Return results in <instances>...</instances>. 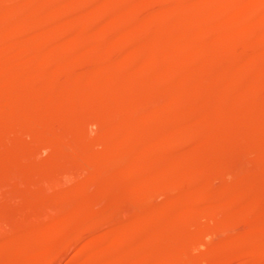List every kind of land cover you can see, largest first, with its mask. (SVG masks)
I'll return each instance as SVG.
<instances>
[{"label": "rangeland", "instance_id": "obj_1", "mask_svg": "<svg viewBox=\"0 0 264 264\" xmlns=\"http://www.w3.org/2000/svg\"><path fill=\"white\" fill-rule=\"evenodd\" d=\"M10 1H12V3H13L14 1L19 2L20 0H14V1L13 0H1L0 6L3 7V10H2V7H0V10H2V12L0 11V13H2L0 15L4 16V14L7 13V10L9 9L8 7L11 5ZM53 1H55V0H53ZM53 1H52V3H53ZM66 1H72V0H66ZM104 1L105 0H101V1L100 0H98V1L94 0L92 3V0H91V3H89V0H87L86 3L83 4V6L86 7V9H84L83 6H81L83 8V9H81L82 11H80V9H79V11L77 13V21L76 20H73V21L69 20L67 17L65 18L64 16H66V15L64 14L62 17H64L65 19L62 20V18H60L59 25L57 26L58 28L55 27V28L49 30L50 32L48 31V36H46L47 32H45V33L41 32L40 34H38L37 33L38 31L35 28H30L23 35H18L20 37L19 38L17 37L14 40V42L17 43V45H20L21 43H22L21 45H23L24 43H26V44H29L32 46L33 43L35 44L37 42L36 44L40 45V43H41L42 44L41 46H44L43 48L46 51V54L45 53L41 54L40 58H37L38 57V54H37L36 58L34 57V59H32L33 63H35L34 60L36 61L38 59V61L36 64L32 63L33 64L32 67L30 66V68H28L29 69V70H27V72L29 71L28 74L26 73V69H25V65H26L25 61L26 60L23 59V58H25L23 53L27 52L25 54L26 57L28 55L27 58L31 59V58H33V57L29 56V55H31V53H32V55H36V52L34 50L29 49L28 51H30V53L28 51H25V52L21 51V53H20V51L14 50L13 52H9L7 54L8 55L7 57L6 56L5 57L3 56V58H2V56L0 57L1 58L0 59V73L1 74H4L7 72V70L12 69L13 73H19L21 76L20 77L21 81H20V84H18L19 86L17 88L12 89V87H8V86L0 84V93H1V95L3 94L2 95L3 99H2V101H0V108L4 107L7 109H10V115L8 118H4V119L0 118V253H2L3 251L5 252V253L0 254V264L5 263V262L3 263L4 258H5L7 263L10 262L8 264H14V263L15 264H22V263L23 264H81V262H82V264H85V263L89 264L88 261L90 262V259L85 258L87 261L85 260L86 262H84V260H83L84 256H82V255L86 254L85 250H87V252H88L87 254H90L91 252L89 250L92 248L94 249V252L92 251V254H91L92 258L91 259L94 261L93 258L96 256H97L96 258H98V256H99L98 260H95L97 262V264H122V263H124V264H128V263L129 264L130 263L131 264H148V263L149 264H155L157 258L153 257V256L156 255L155 249H156L157 243L155 244V249H154V244H152L151 248L148 247V249L146 250L147 255H146V253L142 254L143 260H141V262H140V259H142V258L135 251V249H138L140 246L143 245L142 243L146 238H148L150 235H152V232H155L153 229H155V230H160V229L164 230L165 229V231L168 229L166 232H168V233L171 232L172 237H174L176 234L178 235V236L176 235L174 238H171L169 240L170 242L168 241L169 238H165L166 241L163 240L162 242H161L162 239H159L160 241L156 240L158 242L157 248H160L159 250L162 253L161 254L159 252L160 256H162V259H163L162 260L160 257L162 264H166L168 262V259L170 260L169 256L172 253L175 257L177 256V258H176L177 261L179 260V262H176L175 264H260V263L264 264L263 263L264 262V260H263L264 259V159H263L264 153L262 154V152H264L263 151V149H264V147H263L264 146V140H263L264 135L262 134L264 132V131H262V130H264V125H263V123L261 124V122H263L264 118H262V117H264V115L260 114L261 111L259 109V107H261V109H262L261 105L264 106V103H262V102H264V88H263L264 87V80H263L264 78L262 79L263 81H261L258 86L255 85L254 84L255 82H254L253 84H251L250 87H248V89L246 87L245 90L241 89L242 91L241 90L240 91L230 90L231 92L230 91L229 92L223 91L221 93H219L220 91L218 89L219 82L221 83V81L217 80V79H219V77L216 78L218 76L217 74H219L223 68H227V70L230 68L228 70V74H229V71L231 70L230 75L233 76V78H234L235 75H237V73H238L237 71L242 70V68H243L242 66L246 67V63L251 61V59L253 61V58H254V62L253 63L250 62L251 63L250 65H252V66L251 67L249 65L248 66L250 68H252V70H254V69H256V70L254 72L253 71L251 72V69H249V74L252 73L251 75H257V76L264 77V74H263V72H264V70H263L264 69V64H263L264 63V59H263L264 58V48L263 47H264V45L261 44L264 42V38H263L264 37L263 36L264 35V27H262V26H264V9H263L264 8L263 7L264 6V0H246V1L245 0H232V1L227 0L226 3H225V1H224V3L223 2L221 3V0H218V2H216V0H214L215 4L218 3V6H216V8H215V5L213 4L214 1H210V0H184L185 2L183 0H175V1L174 0H169V1H167V0L166 1L165 0H162V1L161 0H144V1L143 0H125V1H123V0H110V1H107L106 0L105 4H104ZM170 1H171V3H170ZM234 1H236V2H234ZM117 2L121 3L118 5V8H120L121 5H122V7L119 9L120 13H117L118 15L113 20L112 17L114 16V13H113V16L111 14H112L113 9H114L113 6ZM87 3H88V5L89 4L90 5L89 6L86 5ZM174 3H177V4H174ZM207 3H209V4H207ZM210 3L213 4L211 6V9L208 7L206 8V6H209ZM230 3H232L233 5H230ZM235 3L236 4L238 3V4L236 5ZM239 4H240V6H239ZM106 5L107 6L109 5L108 6L109 8ZM143 5L147 6L148 12L145 9L146 7H144ZM235 5H236V7H235ZM257 5H259V6H257ZM93 6H96V8ZM203 6H204V9L206 11L203 9ZM213 6H214V10L212 8ZM110 7H112V10L110 9ZM141 7L143 8V10ZM217 7L219 10L217 9ZM226 7H228L229 9ZM99 8H100V12H102V14L104 15V16H102V14H101L102 17L99 16L100 15ZM260 8H262L263 11H261L262 9L260 10ZM53 9H54V5H52V6L50 5L49 14H51ZM230 9H232V10H230ZM254 9H255V11H254ZM257 9L259 11H261L262 13L261 12L259 13V11ZM65 10H64V13H66V12L68 13V8H65ZM91 11H92V13H91ZM216 11H218V12H216ZM181 12H182V15L185 12V14H184L185 18H184V16L179 17V16H181V15H179V14H181ZM241 12H243V13H241ZM250 12L251 13L256 12L255 13V15L257 14L256 18L254 16V13L250 14ZM37 13L38 12H36V14L34 16L37 17L36 20L39 19V21L37 20V22L39 23L41 21V19L43 20L44 14L42 12H40L42 14L39 13V15H38ZM97 14H99V15L97 16ZM142 14L144 16H142ZM146 14H148V15H146ZM42 15H43V18H41ZM160 15H161V17H163L164 20L166 18V20L163 21V22H165L164 24L161 21L163 19L160 18ZM215 15L217 17L220 16L219 21H218L217 17L216 18L213 17ZM248 15L251 16L252 18L254 17V19L250 18L253 20V21L250 20L252 22H250L248 20V18H249V17H247ZM2 16H0V18H3ZM105 16H107V17H105ZM120 16H121V18H119ZM172 16H174V17L172 18ZM243 16H245V17H243ZM137 17H139V18H137ZM101 18H102V20H101ZM149 18H151V19H149ZM152 18H154V19H152ZM157 18H160V19H157ZM199 18H201V19H199ZM213 18H214V21H213ZM245 18H247V20L249 21V24H246V23H248V21L247 20L245 21L244 20ZM34 20H35V18H34ZM97 20L98 21L100 20V22H97ZM150 20H152L151 21L152 23L148 22ZM209 20H211V21H209ZM242 20L244 21V23ZM113 22L115 24L116 23H118V24L112 25ZM96 23H97V25L95 27L94 24H96ZM206 23L208 26L206 25ZM209 23H211V25ZM212 23H214L215 28L217 27L216 28L217 30L219 29V32L221 31V29L223 30V28H225L226 26L227 27L229 26V28H231L232 30H235L234 32L232 31V34H231V31H229L230 33L227 34V36H231V37H229L231 39V42H230L229 38H225V40L227 39V42L223 41L221 44H218L219 46H217V44H215V42H213L214 40L211 41V40H209V38L203 37V36H200V38H199L198 34L200 32L202 33V30H204L203 33L207 32L208 30H206V29H209L213 25ZM225 23H226V26H224ZM187 24H188V26L186 27L185 25H187ZM240 24H242V25H240ZM2 25L4 27L3 26L1 27V25H0V32H1L0 36H1V38L7 40V37L10 38L9 37L10 32L13 33L14 31H11L12 25H10L11 28L9 27V24L3 23ZM90 25H91V27H89ZM160 25L161 26L164 25V27H166V30L168 32H170V36H169L170 39H168V35H169L168 32L166 34L167 38L166 37L162 38V40L164 39L165 42L164 41L162 42L161 39L159 42V39H158L159 35H156L160 31V30H158V29H160ZM181 25H182V27L184 26L183 27L185 29L184 31H187L186 28L191 26L190 27L191 30L189 32H186V33H188L187 34L188 37H187V35H184L186 33H184V31L182 30V27H180ZM232 25H234V26H232ZM176 26L178 28L180 27L181 30L180 29L179 30L181 32H179V30L176 28ZM196 26H197V28H196ZM152 27H153V29H152ZM202 27H203V29H202ZM207 27H209V28H207ZM234 27H237L239 29H234ZM1 28L3 30H1ZM72 28H73V30H72ZM248 28H249V30H248ZM255 28H260V30L255 29ZM8 29H10L9 30L10 32L8 31ZM149 29H150V31H149ZM115 30L116 31L118 30L119 32L118 31L116 32ZM247 30H248V32L250 31L251 33H248ZM198 31H200V32H198ZM63 32H64L65 36H61V35H63ZM68 32H69V34H68ZM110 32H113V33H110ZM243 32H245V33H243ZM6 33H7V35H6ZM128 33H130V34H128ZM141 33H142V35L144 34L143 35L144 38H142ZM176 33H178V34H176ZM107 34H108V36H107ZM145 34H147L149 37L152 35L150 41H148L149 39L147 36L146 37L148 40H145V41L143 40V39H146ZM190 34H191V36L189 37ZM128 35H130V37ZM179 35H180V38L178 37ZM2 36H4V37H2ZM41 36L43 37V40H42V38H40ZM110 36H112V37H110ZM181 36L187 37L185 39L183 38L185 41H183ZM196 36H197V38H196ZM205 36H206V34H205ZM234 36L237 37L236 38L237 40L235 39ZM244 36L246 37V39ZM52 37H53V39L51 40ZM104 37H106V38H104ZM134 37H135V39H134ZM152 37H155L156 40H154V38H153V40L155 41V43L157 42V44L159 42V44L161 45L160 47H156L157 44L155 45V43L152 40ZM193 37H195V38H193ZM238 37H240V38H238ZM34 38H36V39H34ZM178 38L181 39L182 41L178 40ZM233 38H234V40H232ZM157 39H158V41H157ZM195 39H196L197 43L199 42L198 45H201V43L203 41V44L206 47V50H205V48L203 50L204 52L200 51V50L197 51L196 48H193V47L192 48L195 49L196 51L191 49V47L189 48V45L191 46L192 43H196V42H194ZM101 40H103V41H101ZM191 40L192 41L194 40V41L192 42ZM199 40H201V43ZM246 40L248 41V43L245 42ZM53 41H55V42H53ZM146 41H147V44H146ZM12 42H13V40L11 41V43ZM91 42H95V43H91ZM152 42H153V44H152ZM229 42H230V44H229ZM232 42L234 43V45ZM258 42L262 46H260V44ZM111 43H115L118 47L119 52H120L119 53L118 50H117L118 53L116 52L117 53L116 56H119V59L116 62V65L117 64L120 65V66L117 65L118 68H116V65H113L108 60L106 62L104 61L106 58H108V56H110V54L112 52L111 51L112 48L110 46ZM149 44H150V46H149ZM159 44H158V46H159ZM163 44H164V46H163ZM203 44L201 45L202 47L204 46ZM125 45H128V46H125ZM152 45H155L154 48H152ZM186 45L188 46L189 49L187 48ZM255 45H257V46H255ZM48 46H49V48H48ZM76 46H78V47H76ZM89 46H91V47H89ZM92 46H94V47H92ZM120 47H122L124 49H121ZM155 47L158 49L156 50ZM184 47L187 48V51H185ZM208 48H210V49H208ZM259 48H261V49L258 51ZM99 49L101 50V52L99 51ZM179 49L181 52L184 50V52H182V54H179V52H178ZM50 50L53 52H51ZM129 50L131 52V55L134 53L133 54L134 58H133V56L132 57L130 56V58L131 59L133 58L135 63H136L135 64L134 62H132V64L134 66H131L130 68H129L130 65L127 64L126 61H125L126 63H124V61L122 62V60L120 58L121 54H123V55L127 54V52ZM208 51L211 52V54H209ZM212 51L214 54H212ZM195 52H197V53H195ZM86 53H89V55L90 54L94 55V59L92 60L94 64L92 63L91 60H88L86 58V57H88V55ZM135 53L137 55L139 53V56H136ZM191 53H193V54H191ZM243 53L244 54L246 53V55H244ZM82 54H86V55L84 56ZM107 54H108V56H107ZM143 54H145V56H147L149 54L150 55L153 54L155 61L158 58L159 59L157 61L160 60L159 63L156 64L157 66L155 65L156 67L155 66L154 67L157 68L160 65L163 67L162 68L158 67L157 68V70H159L158 72L153 67L155 69V70H153L154 72L151 70L152 73H150L151 72L150 71V72H148L149 75L144 76L145 73H143L144 69L142 68L144 66V62H141V61H142V59L146 61L145 58H147V57L153 58V55L152 56L149 55V56L144 58ZM60 56L62 59H60ZM165 56L168 58L166 59ZM235 56H237V57H235ZM52 57H54V58H52ZM56 57H58V58H56ZM83 57H85V60L83 59ZM174 57H176V59ZM27 58H25V59H27ZM236 58H239L238 60L240 62V64H239L240 66L238 65V60H236ZM40 59H42V60H40ZM58 59H59V61H58ZM171 59H172V61H170ZM230 60H233L232 61L233 63L230 62ZM52 61H55L56 64H55V62H52ZM90 61H91V63H90ZM130 61L131 60H129L128 62H130ZM166 61H167V63H165ZM180 61H182V63ZM57 62H58V64H57ZM69 62H71V63H69ZM163 62H164V64H162ZM210 62L213 64L210 65ZM224 62L225 63L227 62L226 63L227 65L224 64ZM45 63H46V65L48 64L49 68L45 65ZM49 64H51V65H49ZM165 64H167V65H165ZM223 64L226 67H224ZM235 64L237 66H235ZM255 64H256V66H254ZM22 65H23V68H22ZM42 65L45 68H43ZM91 65H92V67H91ZM124 65L126 66V68L124 67ZM188 65H189V67L191 65L192 66L190 68H188ZM206 65L210 66L211 69L209 68V70H211L212 73L208 74V72H211V71L208 70L209 66L207 67ZM260 65H261V67H263V69L260 67ZM194 66H198L195 68L197 70L195 72L196 74L193 73V71H192V70L195 71V69L193 68ZM181 67L183 68V70ZM199 67H201V68H199ZM206 67H207L208 72L206 70ZM46 68H48V69H46ZM114 68L118 69L119 71L114 70V73L112 74ZM128 68H129V70H128ZM159 68L162 69L161 70L162 72L160 71ZM172 68L174 71L172 70ZM191 68H192V70H191ZM239 68H241V69H239ZM22 69H24V71ZM41 69L43 70L42 71L43 73L41 72ZM66 69H67V71H66ZM68 69H69V74L67 73ZM72 69H74V70H72ZM121 69H126V70L121 71ZM168 69L170 71H168ZM185 69H186L187 73H186ZM258 69L259 70L262 69V70L259 71ZM49 70H50V72H49ZM127 70H128V73H127ZM178 70H179V72H178ZM227 70H226V72H227ZM233 70H234V73L232 72ZM244 70H245V68H244ZM73 71L75 73H72ZM189 71L191 72V74ZM118 72H119V74H118ZM177 72L179 75L176 74ZM180 72H184V73L183 74L181 73L182 75H180ZM198 72L199 73L201 72V73L198 74ZM235 72H237V73H235ZM244 72H246V70ZM25 73H26V75H25ZM36 73L38 75H36ZM71 73L73 75H71ZM167 73L169 74V76ZM202 73L204 75L208 74L209 77L202 75ZM42 74L45 76H47V74H48L49 77L48 76L42 77L43 76ZM117 74L120 76H118ZM174 74H176V75H174ZM210 74L212 77H210ZM245 74L247 75V73H245ZM27 75L31 76L30 81L25 80V79H27ZM54 75L57 77V79ZM114 75H116V77ZM130 75L132 77H130ZM136 75H137V78H139V76H141L142 79H140V78L137 79ZM170 75L172 77H174V76H178V77H175L172 79V77H170ZM190 75H194V77H197L196 75H198L199 79L196 78L197 82H195V80H194L195 78H193ZM200 75H202V77L204 76L206 79L200 78ZM181 76H183L184 78ZM225 76H226V74H225ZM225 76H224V80L226 79V82H227V80L230 81V79H228V77L227 76L225 77ZM247 76L249 78V75H247ZM127 77L129 80L127 79ZM159 77H161V78H159ZM251 77H254V76H251ZM40 78H42L41 79L42 82H41ZM44 78H46V79H44ZM83 78H84V80H81ZM112 78H114V79H112ZM125 78H126V80H124ZM135 78L137 80H135ZM186 78L189 80H187ZM32 79H34V80H32ZM54 79L56 81H54ZM90 79L92 81H90ZM120 79H122V82ZM190 79H192L195 83L193 81H191ZM202 79L205 81V83ZM220 79H221V77H220ZM249 79H251V78H249ZM45 80H48L49 82L45 81ZM111 80H113V81H111ZM163 80H165V81L163 82ZM166 80H167V83H166ZM172 80L174 83L172 82ZM184 80L185 81L187 80L189 83L186 81L188 84H185ZM25 81L30 82V84L32 83L31 84L32 86L28 82L26 83ZM51 81L54 82V84ZM150 81H151V83H150ZM160 81H162V82H160ZM182 81H184V85L180 84ZM216 81H219V82H216ZM91 82H92V84H91ZM148 82H149V84H148ZM152 82H153V85H152ZM202 82L204 84H202ZM208 82H210V83L212 82V84L210 85V83H208ZM162 83H163V87H162ZM165 83H166V86H165ZM199 83H200V85H199ZM223 83L225 84V82H223ZM115 84H116V86H115ZM136 84H137V86L135 88L134 85H136ZM143 84L145 86H148V87L151 86V87H149V88L148 87H146V88L142 87ZM168 84L170 86L175 85V89L169 91V89H171V88L168 89V86H169ZM189 84H190V86H189ZM201 84H202V86H204V88L201 86ZM260 84H262V85H260ZM25 85H29L28 87L26 86L28 88V90L24 89ZM35 85H36V87H35ZM176 85H178V86H176ZM179 85L184 86V88L182 86L179 88ZM213 85H214V87H213ZM55 86H56V88H55ZM74 86H75V88H74ZM185 86H186V88H185ZM199 86H200V88H203L204 91L207 90L206 93H208L209 90H212V91H210L207 94L208 95L207 96V95H205L206 93L204 91L203 92L205 94H202L203 93V92H201L202 89L199 90V88H198ZM29 87H30V89H29ZM38 87L41 89H39ZM44 87H45V89H43ZM138 87H139V89L137 90ZM190 87H194V89H192ZM37 88L39 90H37ZM51 88H53L54 92L52 91L50 93V91L52 90ZM106 88L108 90H106ZM142 88L144 90H142ZM159 88H161V89H159ZM189 88L192 90H190ZM255 88L256 89L258 88V89L255 90ZM17 89L19 91H17ZM22 89H24V92H22L23 91ZM104 89H105V91H104ZM154 89H155V91H154ZM183 89H186V90H184V92H183ZM187 89H189V90L187 91ZM196 89H198L199 91ZM85 90H86V92H84ZM92 90L94 91L95 96H94V93ZM146 90H148L147 93H146ZM149 90L150 91L152 90V92L150 93ZM194 90H196V91H194ZM25 91L28 94H25ZM55 91H57V92H55ZM73 91H74V93H73ZM115 91H117V92H115ZM127 91H129V92H127ZM134 91H136V92H134ZM159 91L160 92L162 91V93H159ZM166 91H167L168 95L166 94ZM190 91H192V92L194 91L193 93L195 95L193 94L194 95L193 96ZM124 92H126V93H124ZM141 92H145L146 94L150 93V95L146 96L143 93L141 94ZM239 92L241 94H239ZM52 93H55V94H52ZM75 93H76V97L73 95ZM79 93H80V95H79ZM89 93L91 94L90 97H89V95H90ZM135 93L138 94V96H136ZM156 93H158V94H156ZM183 93H184V95H182ZM231 93H233V95ZM70 94H72V96ZM85 94H87V95H85ZM139 94H141L140 98H139V96H140ZM212 94H214V95H212ZM20 95H22L23 97L22 96L20 97ZM28 95H30V96H28ZM61 95H62V97H61ZM116 95H118V96H116ZM189 95H191V96H189ZM236 95H238V96H236ZM246 95H248L249 98L246 97ZM26 96H27V98H26ZM48 96L52 97L53 102L51 101L50 98H48ZM55 96H56V98H55ZM96 96H98V97H96ZM181 96H182V98H181ZM225 96H226V98L222 99V97L224 98ZM244 96L246 97L247 100H245ZM6 97H7V100H6ZM113 97H115V98L118 97V98H117V100L115 98L113 100ZM57 98H59V99H57ZM60 98H64V99H62L63 101H61ZM83 98L87 101H85ZM90 98H92V99H90ZM184 98H187L188 100L191 98V100H190L191 104L205 108L206 110L208 109V111H209V109H210V111H212L213 109H216V110L218 109L220 111L221 115L217 116L216 118L209 120V122L206 123L207 126H206V124L203 125L202 127L196 126V127H198V129L196 127H194V128H196L194 130H193V128H187V127L185 128L183 123L185 124L186 121H188V119L190 118L189 117L190 114L189 113H188L189 115L187 113L184 114V112H183V114H181V112L184 111V109H186V108L188 109L187 105H189L190 103L188 102V100H185ZM240 98H242L243 100ZM88 99H90V100H88ZM192 99L193 100L195 99L196 101L194 100L192 103ZM64 100H66V101H64ZM121 100H123V103H125V102L126 103L123 104L121 102ZM166 100H168V102ZM207 100H210V101L207 102ZM114 101H118L117 104H120V106L118 108H117V106H115L117 104ZM131 101H132V104L130 105L129 103H131ZM176 101H177V103H176ZM204 101H206L207 103L205 104ZM212 101L215 102L216 105ZM248 101H249L250 105H248V103H246ZM113 102L115 103L114 105H112ZM165 102L167 103L168 107L166 106ZM195 102H197L198 104H195ZM199 102L203 103L204 105L200 104ZM16 103H17V105L14 106ZM65 103H67V105ZM168 103H170V104H168ZM259 103H261V104H259ZM19 104H21V105H19ZM47 104H49V105H47ZM171 104H173V105L171 106ZM210 104L214 105L215 107L210 106ZM169 105H170V107H169ZM181 105H182V107H181ZM206 105H209V108ZM247 105H248V108H247ZM257 105H259V106H257ZM53 106L55 108H53ZM56 106H57V108H56ZM240 106H242V107H240ZM39 107H40V109H39ZM64 107H65V109H64ZM210 107H212V108H210ZM253 107H254V109H253ZM165 108H167L166 111H164ZM177 108L179 111L176 110ZM242 108L244 111L242 110ZM54 109L56 110L57 113H59V114L61 112L62 113L60 115L56 114ZM234 109H237V112H235ZM255 109L257 111L258 110L259 111L257 112ZM263 109H264V107H263ZM86 110H88V111H86ZM239 110H241V112ZM245 110L246 111L248 110L247 113L245 112ZM32 111H35L38 113L37 119L33 118L32 116H23L22 117L23 113H28V112L30 113ZM82 111H83V113H81ZM84 111L86 114L84 113ZM167 111H169L167 113V115H169L168 117H170V116L176 117V118H178V120H180V122L178 124L180 127L177 126L178 127L177 129H179V131L177 130V134H178V132H179V134H178L176 140H178V143H181V145H183V147H181V145H179L176 142V140L164 139L162 136H161L162 137L161 138L158 131L153 132V130H152L151 131L152 135H150V130L144 131L142 129V126L140 127L141 124H139V123L144 122L145 121L144 119H146V121L152 120V121L163 122V120L166 119L167 115L162 116V114H163V112L165 114ZM229 111H231V112H229ZM51 112H54V113H51ZM242 112H243V114H242ZM255 112H256V114L254 116ZM68 113H71L69 115H71V116L73 115V116L72 117L69 116ZM78 113H80V115ZM170 113H171V115H170ZM52 114L54 115V119H52V117H53ZM82 114H85V115H83L84 117H82ZM149 115L150 116L152 115L153 119H151L152 117H150ZM155 115L160 116V118L159 117L155 118ZM226 115L230 116V117L232 116L231 117L232 120L228 119V117ZM57 116H58V118H57ZM76 116H78L77 117L78 119L75 118V119H77L76 120L77 124L75 123L76 125L72 127L71 124L69 125V122L71 123V120H73V117H76ZM79 116H80V118H79ZM127 116H128V118H127ZM144 116H146V117H144ZM181 116L182 117L187 116V119H186V117L185 118L183 117V121H182ZM220 116H222V117H220ZM252 116H254V117H252ZM59 117H61V118H59ZM129 117L136 120L137 123H135V121L130 119ZM47 118H48V120H51V121H48ZM68 118H69V120H67ZM162 118H163V120H162ZM217 118H218V120L221 119L222 121L221 122L217 121ZM237 118H238L239 122L237 121ZM250 118H251V120H250ZM261 118H262V120L260 121L259 119H261ZM23 119H24V121H23ZM127 119L129 121H131V123L133 124V125L132 124L130 125V128H128V125H126L127 126L126 127L124 122H122V121H125ZM185 119H186V121H184ZM256 119L259 120V123ZM253 120L255 122L257 121V123L259 125L257 123L255 124V122ZM80 121H82V123ZM247 121L250 124L247 123ZM251 121L254 123H251ZM65 123H67V124H65ZM180 123H182V124H180ZM231 123H233V125ZM72 124H73V122H72ZM136 124H138V125L135 126ZM234 124H236V125H234ZM119 125H120V127H119ZM121 125H123L124 127L123 126L121 127ZM226 125H228L226 127L227 131L225 129ZM204 126L206 127L207 130L205 128H203ZM239 126H241V127H239ZM252 126H253V128L256 126V128L252 130ZM259 126H261V127H259ZM75 127H77V128H75ZM29 128L30 129L32 128L31 131L33 133H30L31 131H29ZM69 128L71 131L69 130ZM117 128H119V129H117ZM137 128H139V131ZM234 128L238 129V130L235 131ZM259 128H260L261 132L259 131ZM261 128H262V130H261ZM77 129H79V130H77ZM136 129H137L138 133L135 132ZM202 129H203V133L201 132ZM231 129H232V131L230 132ZM256 129H258V130L256 131ZM117 130L118 131H124L123 132L124 134L128 133V131L131 132V130H133V132L136 133V136H137V134H141V135H138L136 137L138 141L148 140L147 142L152 143L153 147L155 144V148L152 147V151H150V149H148V151H145L147 149H144V151H142V154H144L145 156L142 155L139 158L140 160L137 159V160H134L133 162H131L129 160V158L126 157V156H129V154L125 148L115 150V151H113V153L111 152L108 155H104L101 152L103 150L102 147H104V145H106L107 143H111L110 141H112L114 139V134H115L114 132H116ZM191 130L193 132L195 131L196 133L198 130V134H196L195 132L193 133ZM204 130L210 132L206 135V137H204L202 135L205 133ZM28 131L31 134L30 137H29L30 134L26 133ZM34 132H36V134ZM253 132H257V133H253ZM153 133H154V135H157V134L158 135L154 136ZM188 133H190L189 136H191V137H189L190 141H188L189 140L188 136H187ZM55 134L59 135V136H56ZM223 134L224 135L227 134L226 139L223 138ZM230 134L231 135L233 134V137ZM196 135H198V136H196ZM199 135L202 136L203 138L200 137ZM48 136H50V138H52V140H54L57 137L56 139H58L59 142L61 143V145H60L61 148L60 149L59 148H56V149L51 148V146H49L48 144H45V143L42 144L41 142H38L39 139L48 141V139H49ZM141 136H142V138L140 139ZM151 136L154 137V139H152ZM179 136H180V138H179ZM184 136H186V137H184ZM207 136H209V137H207ZM144 137H145V139L146 138L147 139L145 140ZM156 137H158L159 140L158 139L156 140ZM197 138L199 140L201 138L204 141L207 140L208 138H211L212 140L208 139L207 141H205V143L198 144L199 140ZM205 138H207V139H205ZM214 138H216V139H214ZM35 139H36L37 143H33L35 141H32V140H35ZM149 139H150V141H149ZM160 139H161V141H160ZM106 140L109 142H107ZM152 140H153V142H152ZM165 140H167L168 143L171 142L170 145ZM181 140H183L184 142L186 141V142L184 143ZM221 140L222 141L226 140V141H223L221 143ZM216 141H217V143H216ZM219 141H220V143H219ZM18 142H21V143L27 142V145H26V143H24V145H23V143L19 144ZM156 142L158 144H156ZM159 142H160V144H159ZM161 142L164 144H161ZM206 142H208L209 144ZM214 142L217 145L213 144ZM16 143H17V145H16ZM173 143L176 145H174ZM177 144L179 147H177ZM188 144H190V145H188ZM210 144H211V146H210ZM21 145H23V146H21ZM28 145L30 146V148L28 147ZM185 145L186 146L188 145V146L185 147ZM19 146H21L23 148H21V147L18 148ZM162 146H163V148H162ZM193 146H195V147H193ZM171 147L172 148L174 147L173 151H172ZM188 147H189V149H188ZM214 147L216 150H214ZM68 148L71 150H74V151L71 152V150H69ZM28 149H30V151H28ZM167 149L170 150V151H168L169 156H167L168 154L166 155ZM54 150H56V151H54ZM156 150L157 151L161 150L160 154L162 155L164 153L163 157L159 155L158 158L161 157L160 159L156 158V159L149 160L150 153L151 152L156 153ZM179 150H181V151H179ZM185 150H186V152H185ZM209 150L214 151V154L212 153L210 155L211 152ZM162 151H164V152H162ZM177 151H179V152L177 153ZM125 152H127V153H125ZM143 152H145V153H143ZM146 152H148L147 155H146ZM169 152L172 154V156ZM172 152H174V155ZM96 153H98L99 156ZM179 153H181L182 155ZM71 154L75 155V156H72ZM90 154H91V156H90ZM176 154H177V156H176ZM165 155L167 156V158L165 157ZM105 156L107 159L104 158ZM185 156H187V157H185ZM214 156H217V158ZM168 157L170 158V161H169ZM74 158H75V161H74ZM173 158H174V160H173ZM142 159H144V160H142ZM181 159H183V160H181ZM222 159H223V161H222ZM157 160H158V162H156ZM134 162H135V164H136V162L138 163V165L136 164V166H137L136 168H135ZM144 162H145V164H142ZM148 162H150V163H148ZM155 162L158 164L156 165ZM131 163H132V165H131ZM146 164L147 165L149 164L148 165L149 167L151 166L150 167L151 170H149V171H151V172L153 171L155 173L147 172L145 170L146 167L148 168V166ZM201 164H202V166H201ZM47 165H49V166H47ZM143 165H145V167H142ZM154 165H156L155 168L157 167L156 171L154 170L155 169ZM198 165L200 167H202V169L199 168ZM206 165H208V166L206 167ZM139 166H141V167H139ZM164 167H167V168L165 169ZM53 168L55 169V171L53 170ZM96 168H97V170H96ZM108 168H109V170H108ZM142 168H143V170H142ZM200 169L203 172V174L200 171ZM48 170H49V172H47ZM141 170L142 171L145 170V171L142 172ZM160 170H163V172ZM42 171L44 174L42 173ZM50 171H52V172H50ZM96 172H98V173H96ZM104 172H106V173L104 174ZM134 172L137 174L136 176L134 175L135 174ZM138 172H139V176H138ZM156 172H157L159 178L157 177ZM41 173H42V175H40ZM95 173H96L97 177L94 176ZM141 173L142 174L145 173L143 175H145L146 178H144ZM160 173H162V174H160ZM163 173H165V174L163 175ZM151 174H153V175H151ZM162 175H163V177H161ZM201 175L204 176L203 180H202L203 177ZM222 175L223 176L225 175L224 178ZM104 176H106V179ZM153 176L155 178H153ZM192 176L194 179L192 178ZM140 177H142L143 179ZM93 178H94V181L93 180L91 181V179H93ZM190 178H192V179L190 180ZM103 179H105V180H103ZM134 179L135 180L137 179L136 183H134L135 182ZM141 179L144 181H142ZM154 179L156 180V182ZM158 179H159V182H157ZM163 179H164V181H162ZM195 179L199 180V181L201 179V181L199 182V181H196ZM223 179H224V181H223ZM98 180H99V182H98ZM138 180H139V182H138ZM219 180L221 182H218ZM209 181H211L210 185H209ZM106 182L109 184L107 185ZM162 182H164V183H162ZM101 183H102V185H101ZM122 183H123V185H125L126 189L123 187ZM154 183L155 184L158 183V184L155 185ZM194 183H196V185H194ZM199 183H201V185L204 186V192L202 195L200 194V196L197 195V193H195L197 188H194L195 186L198 187ZM215 183H216V185H215ZM95 184H96V186L94 187ZM99 184L101 187L99 186ZM115 184L117 185V189H115L116 188ZM133 184H135V185H133ZM151 184L153 186V189H152ZM212 184H214L215 187H217V186L223 187V191L218 192L214 195L211 194L212 187H214ZM222 184H224V185H222ZM225 184H227V185H225ZM236 184H238V185H236ZM103 185H104V187H103ZM136 185H138V188L136 187ZM144 185H147V188L151 187L152 190L150 188H148V190H150V191H147L150 194H148L147 192H142L141 186H144ZM97 186H98L99 190H98V188H96ZM235 186L237 188H235ZM108 187H109V190L107 189ZM100 188H101V190H100ZM105 188H106V191H105ZM110 188L111 189L113 188V189L111 190ZM173 188H174V190H173ZM237 189H239V191ZM176 191H177V193L181 192L180 195L177 194ZM112 192H114L115 196ZM122 192H123V194H122ZM139 192H141L142 194H140ZM171 192H173L175 194H173ZM104 193H105L106 197L104 196ZM109 193H112V195L111 194L107 195ZM116 193L119 196L116 195ZM137 193H139V194H137ZM127 194H128V196H127ZM171 194H173V195L171 196ZM182 194H183V197H182ZM184 195H186V196H184ZM216 195H218V196H216ZM177 196H179V197H177ZM173 197L176 198V201H174L175 199H172ZM178 201L182 202V204L178 203ZM188 202H189V204H188ZM194 202H195V205H194ZM214 202L218 205L214 204ZM180 205L182 207H180ZM188 205L191 207H186ZM147 207H149V208L151 207L149 211L146 210V209H149ZM176 207L178 208L179 211H180V209L182 210V209L186 208L188 211L190 210L191 214L186 216V218L184 217L185 219H183V216H180V215L177 216V213L179 211L177 212ZM218 207H220V208H218ZM153 208L154 209L157 208V209H155V213L151 210ZM164 208H166V209H164ZM172 208H174V209H172ZM191 208H193V209L191 210ZM76 209L78 210V212ZM165 210H168L169 212H167V211L165 212ZM226 210H227V212H229V214L226 212ZM72 211L74 213H81L80 215L84 214V215H82L84 217H82L81 218L82 220H79V223L77 222L76 227H74L77 229L73 228V230H71V229L69 230L66 228L65 225L67 224V221H69V218L73 215ZM140 211H141V213H138ZM157 211H158V214H157ZM163 211H164V214L162 213ZM194 211H199V213L202 214V215L200 214L201 220L195 221V219H192L193 221L191 222L190 219L194 217V216H192L195 213ZM167 213H168V215H167ZM203 213H205V215ZM69 214H70V216H69ZM91 214H92V216H91ZM224 214H225V216H224ZM150 215H152V218H149ZM154 215H156V217H154ZM172 215H173V218L170 217ZM158 216H160V217H158ZM146 217L149 218V220H153V219L155 220V221L154 220L149 221V223H151V222H152V224L156 223L157 225L154 224V226L156 228L148 223V220L146 219ZM65 218L67 221L65 220ZM84 218H86V219H84ZM163 218H164V220H163ZM221 218H222V220H221ZM225 219H226V221H225ZM156 220L158 223L156 222ZM186 220H188V221H186ZM223 220L225 222H221ZM160 221H163V222H160ZM54 222H56V223H54ZM80 222H82V223H80ZM138 222L139 223L142 222L141 223L142 226ZM51 223H53V224H51ZM136 223H138V224H136ZM130 224H132V225L129 226ZM159 225H162V227L160 226V228H159L158 227ZM164 225H166V227ZM46 226H47V228H45ZM58 226H60L61 230L55 231L52 233V229H54L56 227L58 228ZM62 226H64V227H62ZM146 226H147V228H146ZM137 227H139V228L137 229ZM148 227H150V228H148ZM151 227L153 229H151ZM57 228H56V230H57ZM109 228H111V229H109ZM143 228H145V229H143ZM170 228H171V231H170ZM40 229L42 231L45 229H51V231L48 230L49 234L47 233V237H46V240L43 243V245L35 243V236L37 237L38 233L40 234V232H41ZM65 229H67V230H65ZM112 230L115 231V232L113 231L115 234L112 232ZM172 230H174V232L176 231L175 234H173L174 232ZM105 231H109V232H105ZM76 233L79 235H77ZM144 233L145 234L148 233L149 235L147 237V234H146V236L143 239ZM109 234L112 237V238L109 237L110 239L108 238ZM18 235H20V236L22 235L25 239L28 237L30 238V235H32L30 240H29V238L25 240L27 243L24 241L23 244L25 245V248H22L24 246L22 243L17 242L16 236H18ZM27 235H28V237H27ZM33 235H34V237H33ZM20 236H18V238ZM60 236H62L64 238H62ZM249 236H250V239H249ZM57 237L59 238L56 240L57 242L53 241V239L55 240V238H57ZM11 238H14V239H11ZM49 238H52V241H50ZM61 238L64 240H62ZM106 238H108L109 240H113V239L117 240L118 243L123 244V245H120V246H124V248L121 247L123 249H127L128 247L133 249L132 251H134V252H133V254L131 253V255H130L131 257L129 256L130 257L129 259L126 258L125 261H122V259L120 258L121 262L120 261L118 262L117 261L118 259L116 260V258H114V256L111 254V252H106L103 255H101V254L99 255V253H100V251L98 249L99 243H101V244H99L101 246L104 244V242H106L105 243L106 245L105 244L104 245H105V247L107 246L106 248H108L109 250H111V248L113 250V248H114L113 244L108 243L109 240ZM244 238H245L246 243H250V245L248 244V246H249L248 249L250 247L251 248L254 247V250L257 251V249H255V248L260 247V248H258V251H259V249H261V253L260 252H258V253L254 252L253 254H255V256L253 257L252 253L250 252V249L247 252L243 250V249L246 250V248H244V247H243V249H241L243 251H241L240 249H239L240 251L237 250L235 248V242L237 240L244 241L243 240ZM47 239L50 243H48ZM102 239H103V244H102V242H100ZM256 239L258 240L259 243L258 242L255 243ZM66 240H68V241H66ZM105 240H108V242ZM14 241H15V243H14ZM51 242L53 244H51ZM96 242H97V244H96ZM10 243H12V244H10ZM13 243L15 245H13ZM59 243H60V245H59ZM6 244L8 247L6 246ZM17 244H18V249H20L21 251L15 253V250H14L15 248H13V247L10 248V246H16ZM49 244H50V246L52 245L54 248L53 249L52 247H50L51 248L50 252L47 251L50 249L48 247H46ZM63 244H65V245H63ZM94 244H95V246H93ZM258 244H259V246H258ZM20 245H22V246L19 247ZM135 245H137L139 247H137ZM161 245L164 246V248L163 247L161 248ZM171 245L174 246L173 248L175 250L171 249ZM39 246H40V248L42 246L43 247L41 249H39ZM88 246H89V250L87 248ZM125 246H127V248H125ZM175 247H177V248H175ZM212 247H214V248H212ZM222 247H224V248H222ZM16 248H17V246H16ZM44 248H46V251ZM96 248L98 250H96ZM142 248H143V246H142ZM145 248H147V247H145ZM152 248H153V250H152ZM217 248H219V249H217ZM169 250H172V252H170ZM9 251H11V252H9ZM82 251L83 252L85 251V252L83 253ZM212 251H214V252H212ZM8 252L10 255L8 254ZM143 252H145V251H143ZM151 252H153V253H152V256L150 257V256H148V254L151 255ZM165 252L166 253L168 252V253L166 254L167 256L165 255V260H164L163 254ZM18 253H19V255H18ZM154 253H155V255H154ZM259 253H260V255H259ZM30 254H32V255H30ZM17 255L19 256V258ZM40 255H42L43 257ZM39 256L42 258L40 259ZM135 256L140 257V258L136 259L139 262L135 260ZM143 256H145V257H143ZM7 257H8V259H7ZM81 257H82V259H80ZM1 258H3V260ZM166 258H167V261H166ZM21 260H23V261L21 262ZM128 260H129V262H128ZM132 260H134V261H132ZM163 261H166V263L165 262L163 263ZM16 262H18V263H16ZM96 262H90V263L96 264Z\"/></svg>", "mask_w": 264, "mask_h": 264}, {"label": "bare ground", "instance_id": "obj_2", "mask_svg": "<svg viewBox=\"0 0 264 264\" xmlns=\"http://www.w3.org/2000/svg\"><path fill=\"white\" fill-rule=\"evenodd\" d=\"M1 1V0H0ZM14 1V0H13ZM39 1V2H38ZM52 1L53 0H20L19 2L17 1V2H13L12 3V1H10V3H11V5L8 7L9 9L7 10V13L6 14H4V16H2V15H0V16H2L3 18H0V25H1V27L3 26L2 24L3 23H5V24H9V27L11 28V26L10 25H12V29H11V31H14L13 33H11L9 30L10 29H8V31L10 32V38H8L7 37V40H5V39H3V38H1V36H0V57L2 56V58H3V56L5 57H7L8 55V53L9 52H13L14 50H18V51H20V53H21V51L22 52H25V51H28L29 49H32V50H34L35 52H36V55H32V53H31V55H29L30 57H33V58H27L28 57V55H27V57H26V53L27 52H25V53H23V55H24V57L25 58H27V59H25V58H23L24 60H26L25 62H26V65H25V69H26V73L28 74L29 73V71L27 72V70H29L28 68H30V66L32 67V65L33 64H36L37 63V61H38V59L35 61L34 60V62L35 63H33V60L32 59H34V57L36 58V56H37V54H38V57L37 58H40V56H41V54H43V53H45L46 54V51H45V49L43 48L44 46H41L42 44L40 43V45L39 44H32V46L31 45H29V44H26V43H24L23 45H17V43H15L14 42V40L18 37H20V36H18V35H23L24 33H26L27 31H28V29H30V28H35L37 31V33L38 34H40L41 32L42 33H45V32H47V35L46 36H48V31L49 30H51V29H53V28H55V27H57L58 25H59V22H60V18H62V20L63 19H65L66 17L69 19V20H76L77 21V13H78V11H79V9H80V11H82L81 9H86V7H84L83 6V4L84 3H86V1L87 0H72V1H66V0H55V1H53V3H52ZM93 1L94 0H92V3H93ZM98 1V0H97ZM101 1V0H100ZM107 1H110V0H107ZM123 1H125V0H123ZM144 1V0H143ZM142 1V2H143ZM162 1V0H161ZM166 1V0H165ZM167 1H169V0H167ZM175 1V0H174ZM184 1V0H183ZM210 1H214V0H210ZM224 1H225V3L227 2V0H221V3L223 2L224 3ZM230 1H232V0H230ZM246 1V0H245ZM105 2H106V0L104 1V4H105ZM132 2V1H131ZM135 2V1H134ZM164 2V1H163ZM185 2V1H184ZM188 2V1H187ZM216 2H218V0H216ZM220 2V1H219ZM234 2H236V1H234ZM89 3H91V0H89ZM99 3V2H98ZM102 3V2H101ZM124 3V2H123ZM122 3V4H123ZM159 3V2H158ZM168 3V2H167ZM170 3H171V1H170ZM173 3V2H172ZM212 3V2H211ZM210 3V5L209 6H206V8L208 7V8H210L211 9V6L214 4L215 5V8H216V6H218V3H216L215 4V1L213 2V4H211ZM220 3V4H221ZM242 3V2H241ZM108 4V3H107ZM119 4H121V3H116L114 6H113V12H112V16H113V13H114V16L112 17V19L114 20L115 19V17L118 15L117 13H120V8L122 7V5L120 6V8H118V5ZM132 4V3H131ZM145 4V3H144ZM174 4H177V3H174ZM185 4V3H184ZM207 4H209V3H207ZM236 4V3H235ZM238 4V3H237ZM236 4V5H237ZM50 5L52 6V5H54V9L52 10V12H51V14H49V7H50ZM86 5H88V3L86 4ZM90 5V4H89ZM88 5V6H89ZM102 5V4H101ZM126 5V4H125ZM124 5V6H125ZM147 5V4H146ZM144 6V7H146L145 9L147 10V6ZM188 5V4H187ZM206 5V4H205ZM230 5H233L232 3H230ZM236 5H235V7H236ZM6 6V5H5ZM81 6H83V8L81 7ZM87 6V7H88ZM103 6V5H102ZM107 6V5H106ZM109 6V5H108ZM107 6V7H108ZM112 6V5H111ZM128 6V5H127ZM222 6V5H221ZM239 6H240V4H239ZM250 6V5H249ZM257 6H259V5H257ZM0 7H2V6H0ZM93 7H95L96 8V6H93ZM99 7V6H98ZM220 7V6H219ZM234 7V6H233ZM234 7V8H235ZM261 7V6H260ZM264 7V6H263ZM65 8H68V13L66 12V13H64V10H65ZM109 8V7H108ZM125 8V7H124ZM133 8V7H132ZM142 8V7H141ZM150 8V7H149ZM213 8V10H214V6L212 7ZM226 8H228V7H226ZM233 8V9H234ZM110 9L112 10V7H110ZM130 9V8H129ZM203 9H204V6H203ZM217 9H218V7H217ZM216 9V10H217ZM229 9V8H228ZM262 8H260V10H261ZM264 9V8H263ZM263 9L261 10V11H263ZM2 10H3V7H2ZM2 10H0L1 12H2ZM105 10V9H104ZM103 10V11H104ZM142 10H143V8H142ZM205 10V9H204ZM209 10V9H208ZM219 10V9H218ZM230 10H232V9H230ZM258 10V9H257ZM66 11V10H65ZM96 11V10H95ZM199 11V10H198ZM206 11V10H205ZM254 11H255V9H254ZM259 11V10H258ZM261 11H259V13L261 12ZM36 12H38L37 14L39 15V13L40 12H42L43 14H44V18H43V15H42V17L41 18H43V20L41 19V23L39 22H37V20L39 21V19H37L36 20V18L37 17H35L34 15L36 14ZM105 12V11H104ZM145 12V11H144ZM147 12H148V10H147ZM177 12V11H176ZM186 12V11H185ZM185 12H184V14H185ZM216 12H218V11H216ZM230 12V11H229ZM42 13H40V14H42ZM83 13V12H82ZM91 13H92V11H91ZM99 13H100V15L99 14H97V16L99 15V16H101V14H102V12H100V8H99ZM236 13V12H235ZM241 13H243V12H241ZM248 13V12H247ZM252 13H254V12H252ZM251 12H250V14H252ZM256 13V12H255ZM255 13H254V16H255V18H256V16H257V14L255 15ZM258 13V12H257ZM258 13V14H259ZM262 13V12H261ZM0 14H2V13H0ZM66 15V16H64V17H62L63 15ZM105 14V13H104ZM144 14V13H143ZM142 14V16H144ZM184 14L182 15V12H181V14H179V15H181V16H179V17H182V16H184ZM206 14V13H205ZM214 14V13H213ZM49 15V16H48ZM93 15V14H92ZM146 15H148V14H146ZM176 15V14H175ZM188 15V14H187ZM199 15V14H198ZM224 15V14H223ZM239 15V14H238ZM246 15V14H245ZM89 16V15H88ZM102 16H104L103 14H102ZM101 16V17H102ZM124 16V15H123ZM242 16V15H241ZM105 17H107V16H105ZM104 17V18H105ZM111 17V16H110ZM109 17V18H110ZM174 16H172V18H173ZM191 17V16H190ZM201 17V16H200ZM207 17V16H206ZM214 18H216L217 16L215 15V16H213ZM222 17V16H221ZM230 17V16H229ZM243 17H245V16H243ZM247 17H249L248 18V20L250 21V20H252V19H254V17L252 18L251 16H247ZM34 18H35V20H34ZM96 18V17H95ZM100 18V17H99ZM119 18H121V16L119 17ZM137 18H139V17H137ZM160 18H162L163 19V17H161V15H160ZM160 18H157V19H160ZM184 18H185V16H184ZM197 18V17H196ZM195 18V19H196ZM214 18H213V21H214ZM224 18V17H223ZM250 18H252V19H250ZM81 19V18H80ZM128 19V18H127ZM149 19H151V18H149ZM152 19H154V18H152ZM194 19V18H193ZM199 19H201V18H199ZM217 19H218V21H219V19H220V16L219 17H217ZM101 20H102V18H101ZM118 20V19H117ZM165 20H166V18H165ZM164 19L163 20H161L162 21V23L164 24L165 22H163V21H165ZM177 20V19H176ZM186 20V19H185ZM207 20V19H206ZM224 20V19H223ZM245 21L247 20V18H245L244 19ZM247 20V21H248ZM3 21V22H2ZM75 21V22H76ZM95 21V20H94ZM116 21V20H115ZM119 21V20H118ZM135 21V20H134ZM152 20H150V21H148V22H151ZM156 21V20H155ZM154 21V22H155ZM160 21V20H159ZM170 21V20H169ZM172 21V20H171ZM187 21V20H186ZM209 21H211V20H209ZM217 21V20H216ZM217 21V22H218ZM243 21V20H242ZM249 21H248V23H246V24H249ZM253 21V20H252ZM252 21H250V22H252ZM74 22V23H75ZM80 22V21H79ZM96 22V21H95ZM94 22V23H95ZM97 22H100V20L98 21L97 20ZM112 22V21H111ZM176 22V21H175ZM206 22V21H205ZM235 22V21H234ZM258 22V21H257ZM152 23V22H151ZM216 23V22H215ZM237 23V22H236ZM243 23H244V21H243ZM113 24H115L114 22L112 23V25ZM116 24H118V23H116ZM115 24V25H116ZM124 24V23H123ZM128 24V23H127ZM167 24V23H166ZM210 25H211V23H209ZM213 25L209 28V27H207V28H209V29H206V30H208L207 32H204L203 33V31L204 30H202V33L200 32V31H198V32H200L198 35V37L200 38V36H203V37H207V38H209V40H214L213 42H215V44H217V46H219L218 44H221L223 41L224 42H227V39L225 40V38H229V37H231V36H227V34L228 33H230L229 31H231V34H232V31L234 32L235 30H232L231 28H229V26L227 27L226 26V23H225V25L224 26H226L225 28H223V30L221 29V31L219 32V29L217 30L216 28H215V26H214V23H212ZM224 24V23H223ZM233 24V23H232ZM239 24V23H238ZM251 24V23H250ZM259 24V23H258ZM96 25H97V23L96 24H94V26L96 27ZM171 25V24H170ZM180 25V24H179ZM178 25V26H179ZM183 25V24H182ZM182 25L180 26V27H182ZM192 25V24H191ZM206 25H207V23H206ZM222 25V24H221ZM235 25V24H234ZM234 25H232V26H234ZM237 25V24H236ZM240 25H242V24H240ZM239 25V26H240ZM93 26V27H94ZM186 27L188 26V24L187 25H185ZM208 26V25H207ZM238 26V27H239ZM260 26V25H259ZM4 27V26H3ZM7 27V26H6ZM5 27V28H6ZM89 27H91V25L89 26ZM123 27V26H122ZM127 27V26H126ZM138 27V26H137ZM180 27L178 28L177 26H176V28L179 30L180 29ZM184 27V26H183ZM182 27V30L184 31L185 29ZM191 27V26H190ZM190 27H188V28H186L187 29V31H184V33H186V32H189L190 30H191V28ZM242 27V26H241ZM258 27V26H257ZM261 27V26H260ZM262 27H264V26H262ZM4 28V29H5ZM58 28V27H57ZM56 28V29H57ZM69 28V27H68ZM74 28V27H73ZM73 28H72V30H73ZM196 28H197V26H196ZM199 28V27H198ZM228 28V29H227ZM152 29H153V27H152ZM155 29V28H154ZM157 29V28H156ZM193 29V28H192ZM195 29V28H194ZM202 29H203V27H202ZM230 29V30H229ZM234 29H239V28H237V27H234ZM243 29V28H242ZM255 29H258V30H260V28H255ZM1 30H3L2 28H1ZM7 30V29H6ZM158 30H160L159 32H158V34H156V35H159V42H160V39H161V41L163 42H165V40L163 39L162 40V38H164V37H166V34H167V30H166V27H164V25H160V29H158ZM181 30V29H180ZM179 30V32H181ZM246 30V29H245ZM248 30H249V28H248ZM248 30H247V32H248ZM263 30V29H262ZM261 30V31H262ZM40 31V32H39ZM116 31V30H115ZM118 31V30H117ZM116 31V32H117ZM137 31V30H136ZM149 31H150V29H149ZM177 31V30H176ZM244 31V30H243ZM253 31V30H252ZM35 32V33H36ZM50 32V31H49ZM53 32V31H52ZM67 32V31H66ZM119 32V31H118ZM178 32V33H179ZM195 32V31H194ZM1 33V32H0ZM4 33V32H3ZM15 33V34H14ZM54 33V32H53ZM110 33H113V32H110ZM109 33V34H110ZM169 33V35H168V39H170L169 38V36H170V32H168ZM178 33H176V34H178ZM243 33H245V32H243ZM242 33V34H243ZM248 33H251L250 31L248 32ZM262 33V32H261ZM12 34V35H11ZM60 34V33H59ZM68 34H69V32H68ZM128 34H130V33H128ZM139 34V33H138ZM188 33H186V34H184V35H187ZM203 34V35H202ZM205 34H206V36H205ZM230 34V35H231ZM5 35V34H4ZM6 35H7V33H6ZM42 35V34H41ZM45 35V34H44ZM50 35V34H49ZM52 35V34H51ZM103 35V34H102ZM111 35V34H110ZM141 35H142V33H141ZM144 35V34H143ZM142 35V38H144V36ZM175 35V34H174ZM197 35V34H196ZM238 35V34H237ZM246 35V34H245ZM249 35V34H248ZM263 35V34H262ZM14 38H13V37ZM16 36V37H15ZM61 36H65L64 35V32H63V35H61ZM105 36V35H104ZM107 36H108V34H107ZM106 36V37H107ZM114 36V35H113ZM125 36V35H124ZM129 37H130V35H128ZM148 37V39H147V37ZM152 36V35H151ZM151 36L149 37L147 34H145V37H146V39H143L144 41L145 40H148V41H150V39H151ZM191 36V34L189 35V37ZM227 36V37H226ZM233 36V35H232ZM240 36V35H239ZM242 36V35H241ZM264 36V35H263ZM2 37H4V36H2ZM101 37V36H100ZM106 37H104V38H106ZM110 37H112V36H110ZM109 37V38H110ZM179 38H180V35L178 36ZM187 37H188V35H187ZM186 36L184 37H182L181 36V38L183 39H185V38H187ZM235 37V36H234ZM245 37V36H244ZM12 38V39H11ZM22 38V37H21ZM20 38V39H21ZM40 38H42V40H43V37L41 36ZM39 38V39H40ZM48 38V37H47ZM46 38V39H47ZM55 38V37H54ZM58 38V37H57ZM56 38V39H57ZM60 38V37H59ZM128 38V37H127ZM132 38V37H131ZM153 38H154V40H156L155 39V37H152V40H153ZM167 38V37H166ZM165 38V39H166ZM178 38V40H180V41H182L181 39H179ZM193 38H195V37H193ZM192 38V39H193ZM196 38H197V36H196ZM198 38V39H199ZM237 37H235V39H236ZM238 38H240V37H238ZM264 38V37H263ZM34 39H36V38H34ZM53 39V37L51 38V40ZM62 39V38H61ZM71 39V38H70ZM97 39V38H96ZM95 39V40H96ZM134 39H135V37H134ZM158 39H157V41H158ZM167 39V40H168ZM183 39V41H185ZM245 39H246V37H245ZM13 40V42L11 43V41ZM99 40V39H98ZM105 40V39H104ZM107 40V39H106ZM113 40V39H112ZM153 40V42L155 43V41ZM177 40V41H178ZM229 40H230V42H231V39L229 38ZM228 40V41H229ZM232 40H234V38L232 39ZM237 40V39H236ZM235 40V41H236ZM239 40V39H238ZM37 41V40H36ZM60 41V40H59ZM79 41V40H78ZM92 41V40H91ZM101 41H103V40H101ZM192 41V40H191ZM194 41V40H193ZM192 41V42H193ZM200 41V43H201V40H199ZM234 41V42H235ZM243 41V40H242ZM260 41V40H259ZM28 42V41H27ZM44 42V41H43ZM51 42V41H50ZM53 42H55V41H53ZM74 42V41H73ZM86 42V41H85ZM129 42V41H128ZM153 42H152V44H153ZM159 42H158V44H159ZM194 42H196V39H195V41ZM230 42H229V44H230ZM246 43H248V41L246 40L245 41ZM261 42V41H260ZM15 43V44H14ZM47 43V42H46ZM45 43V44H46ZM68 43V42H67ZM89 43V42H88ZM91 43H95V42H91ZM90 43V44H91ZM99 43V42H98ZM177 43V42H176ZM199 43V42H198ZM198 43L196 42V43H192V45L190 46L189 45V48L191 47V49H193V48H196V50L197 51H203L204 50V48H205V50H206V47H205V45L203 44V41H202V43H201V45L203 44L204 46L202 47L201 45H198ZM233 43V42H232ZM237 43V42H236ZM253 43V42H252ZM259 43V42H258ZM49 44V43H48ZM119 44V43H118ZM125 44V43H124ZM128 44V43H127ZM131 44V43H130ZM146 44H147V41H146ZM157 44V42L155 43V45ZM158 44H157V46L156 47H160L161 45L159 44V46H158ZM162 44V43H161ZM206 44V43H205ZM240 44V43H239ZM244 44V43H243ZM254 44V43H253ZM260 44V43H259ZM261 44H263L264 45V42L263 43H261ZM260 44V46H262ZM51 45V44H50ZM55 45V44H54ZM79 45V44H78ZM83 45V44H82ZM89 45V44H88ZM94 45V44H93ZM105 45V44H104ZM155 45H152V48H154V46ZM233 45H234V43H233ZM251 45V44H250ZM81 46V45H80ZM98 46V45H97ZM111 48H112V52H111V54H110V56H108V54H107V56H108V58H106L104 61L106 62L107 60L109 61V62H111L113 65H116V62H117V60L119 59V56H116L117 55V53L119 52V50H118V47H117V45L115 44V43H111ZM123 46V45H122ZM125 46H128V45H125ZM148 46V45H147ZM149 46H150V44H149ZM163 46H164V44H163ZM187 46V45H186ZM255 46H257V45H255ZM52 47V46H51ZM76 47H78V46H76ZM82 47V46H81ZM89 47H91V46H89ZM92 47H94V46H92ZM130 47V46H129ZM155 47V49L157 50L158 48H156ZM180 47V46H179ZM182 47V46H181ZM193 47V48H192ZM252 47V46H251ZM48 48H49V46H48ZM47 48V49H48ZM100 48V47H99ZM121 49H124V48H122V47H120ZM126 48V47H125ZM187 48H188V46H187ZM187 48H185L184 47V49H185V51H187ZM188 48V49H189ZM255 48V47H254ZM264 48V47H263ZM262 48V49H263ZM55 49V48H54ZM62 49V48H61ZM75 49V48H74ZM78 49V48H77ZM120 49V50H121ZM127 49V48H126ZM208 49H210V48H208ZM214 49V48H213ZM212 49V50H213ZM261 48H259L258 49V51L260 50ZM117 50H118V52H117ZM134 50V49H133ZM170 50V49H169ZM193 50H195V49H193ZM195 50V51H196ZM248 50V49H247ZM246 50V51H247ZM51 51V50H50ZM59 51V50H58ZM72 51V50H71ZM79 51V50H78ZM86 51V50H85ZM84 51V52H85ZM99 51L101 52V50L99 49ZM166 51V50H165ZM211 51V50H210ZM29 53H30V51H28ZM51 52H53V51H51ZM73 52V51H72ZM80 52V51H79ZM96 52V51H95ZM110 52V51H109ZM117 52V53H116ZM126 52V51H125ZM134 52V51H133ZM161 52V51H160ZM164 52V51H163ZM179 54H182V52H184V50L181 52L180 51V49H179ZM204 52V51H203ZM62 53V52H61ZM65 53V52H64ZM92 53V52H91ZM120 53V52H119ZM137 53V52H136ZM135 53V54H136ZM190 53V52H189ZM195 53H197V52H195ZM206 53V52H205ZM208 53L209 54H211V52H209L208 51ZM261 53V52H260ZM5 54V55H4ZM12 54V53H11ZM40 54V55H39ZM66 54V53H65ZM69 54V53H68ZM79 54V53H78ZM87 55H88V57H86L88 60H93L94 59V55L92 54H90L89 55V53H86ZM86 54H82V55H86ZM134 54V53H133ZM133 54L131 55V52H130V50L127 52V54H121V56H120V58H121V60H122V62L124 61V63H126L127 62V64H129L130 66H129V68L131 67V66H134L133 64H132V62H134L135 63V61H134V56H133ZM184 54V53H183ZM191 54H193V53H191ZM199 54V53H198ZM202 54V53H201ZM212 54H214L213 53V51H212ZM244 54V53H243ZM263 54V53H262ZM52 55V54H51ZM73 55V54H72ZM80 55V54H79ZM144 56V58L145 57H147V56H149V55H147V56H145V54H143ZM153 55V54H152ZM152 55H150V56H152ZM174 55V54H173ZM200 55V54H199ZM244 55H246V53L244 54ZM130 56L132 57L133 56V58L131 59L130 58ZM136 56H139V53H138V55L136 54ZM159 56V55H158ZM249 56V55H248ZM118 57V58H117ZM142 57V56H141ZM140 57V58H141ZM157 57V56H156ZM166 57V56H165ZM235 57H237V56H235ZM239 57V56H238ZM244 57V56H243ZM247 57V56H246ZM263 57V56H262ZM42 58V57H41ZM52 58H54V57H52ZM56 58H58V57H56ZM55 58V59H56ZM68 58V57H67ZM78 58V57H77ZM137 58V57H136ZM153 58H154V55H153ZM152 57H147V58H145L146 59V61L145 60H143L142 59V61L141 62H144V66L141 68L142 70H143V73H145L144 74V76L145 75H149L148 74V72H150L151 70L153 71V70H157V68L158 67H163V66H158L157 68H155L157 65V63H159V61H155V58L153 59ZM168 57H166V59H167ZM175 59H176V57H174ZM173 58V59H174ZM240 58V57H239ZM239 58H236V60H238ZM257 58V57H256ZM1 59V58H0ZM29 59V60H28ZM60 59H62L61 58V56H60ZM80 59V58H79ZM83 59L85 60V57H83ZM86 59V60H87ZM244 59V58H243ZM251 59V58H250ZM264 59V58H263ZM5 60V59H4ZM8 60V59H7ZM6 60V61H7ZM40 60H42V59H40ZM47 60V59H46ZM45 60V61H46ZM49 60V59H48ZM54 60V59H53ZM129 60H131L130 62H128ZM178 60V59H177ZM257 60V59H256ZM21 61V60H20ZM44 61V62H45ZM56 61V60H55ZM55 61H52V62H55ZM58 61H59V59H58ZM83 61V60H82ZM91 61H90V63H91ZM126 61V62H125ZM168 61V60H167ZM167 61L165 62V63H167ZM170 61H172V59L170 60ZM176 61V60H175ZM233 60H230V62H232ZM24 62V63H25ZM43 62V63H44ZM47 62V61H46ZM68 62V61H67ZM155 62V63H154ZM181 63H182V61H180ZM212 62V61H211ZM210 62V65H212L213 63H211ZM235 62V61H234ZM250 62H254V58H253V61H252V59H251V61H249V62H247L246 63V67H244V66H242L243 68H242V70H238L237 72H235V73H237V75H235V77L233 78V76H231L230 75V73H231V70L229 71V74H228V70L230 69H228L227 70V68H223L221 71H220V73L219 74H217L218 76L216 77V78H218L219 77V79H217V80H219V81H221V83L219 82V81H216V82H219V86H218V89H219V93H221V92H223V91H226V92H229L230 90H232V91H240L241 89L242 90H245L246 89V87H247V89H248V87H250L251 86V84H253L254 82V84L255 85H259V83L261 82V81H263L264 79V77H261V76H257V75H251L252 73H250L249 74V69H251V72L253 71H255L256 69H254V70H252V68H250L252 65H250L251 63ZM30 63V64H29ZM33 63V64H32ZM69 63H71V62H69ZM78 63V62H77ZM92 63H93V61H92ZM96 63V62H95ZM208 63V62H207ZM227 63V62H226ZM225 62H224V64H226ZM233 63V62H232ZM236 63V62H235ZM249 63V64H248ZM260 63V62H259ZM42 64V63H41ZM55 64H56V62H55ZM57 64H58V62H57ZM67 64V63H66ZM94 64V63H93ZM132 64V65H131ZM136 64V63H135ZM142 64V63H141ZM162 64H164V62L162 63ZM197 64V63H196ZM209 64V63H208ZM223 64V65H224ZM231 64V63H230ZM240 64V62H239V60H238V65ZM264 64V63H263ZM262 64V65H263ZM28 65V66H27ZM45 65H46V63H45ZM49 65H51V64H49ZM83 65V64H82ZM97 65V64H96ZM117 65H119V64H117ZM116 65V68H118V66ZM156 65V66H155ZM165 65H167V64H165ZM178 65V64H177ZM176 65V66H177ZM227 65V64H226ZM232 65V64H231ZM250 67H249V66ZM3 66V65H2ZM47 67H48V64L46 65ZM85 66V65H84ZM94 66V65H93ZM120 66V65H119ZM140 66V65H139ZM142 66V65H141ZM155 66V67H154ZM175 66V65H174ZM181 66V65H180ZM185 66V65H184ZM192 66V65H191ZM190 66V67H191ZM203 66V65H202ZM207 67L209 66V65H206ZM222 66V65H221ZM233 66V65H232ZM235 66H237L236 64H235ZM240 66V65H239ZM254 66H256V64L254 65ZM39 67V66H38ZM42 67L43 68H45L43 65H42ZM76 67V66H75ZM91 67H92V65H91ZM124 67L126 68V66L124 65ZM128 67V66H127ZM155 69H154V68ZM179 67V66H178ZM189 67V65H188V68H190ZM196 67H198V66H194L193 68L195 69ZM204 67V66H203ZM207 67H206V70H207ZM224 67H226L225 65H224ZM260 67H261V65H260ZM22 68H23V65H22ZM49 68V67H48ZM48 68H46V69H48ZM69 68V67H68ZM123 68V67H122ZM129 68H128V70H129ZM161 68H159L160 69V71L162 70ZM182 68V67H181ZM180 68V69H181ZM199 68H201V67H199ZM209 68H210V66L208 67V70H209ZM244 68H245V70H246V72H244L245 70H244ZM254 68V67H253ZM262 69H263V67H261ZM38 69V68H37ZM76 69V68H75ZM109 69V68H108ZM139 69V68H138ZM170 69V68H169ZM168 69V71H170ZM205 69V68H204ZM211 69V68H210ZM235 69V68H234ZM239 69H241V68H239ZM262 69H260V70H262ZM23 71H24V69H22ZM39 70V69H38ZM71 70V69H70ZM72 70H74V69H72ZM114 70H118V69H113V72H112V74L114 73ZM122 70H126V69H121V71ZM128 70H127V73H128ZM140 70V69H139ZM172 70H173V68H172ZM176 70V69H175ZM182 70H183V68H182ZM190 70V69H189ZM191 70H192V68H191ZM208 70H207V72H208ZM226 70H227V72H226ZM244 70V71H243ZM259 70V69H258ZM257 70V71H258ZM259 70V71H260ZM264 70V69H263ZM34 71V70H33ZM43 70L41 69V72H42ZM66 71H67V69H66ZM76 71V70H75ZM119 71V70H118ZM120 71V72H121ZM152 71L150 72V73H152ZM159 70H157V72H158ZM174 71V70H173ZM185 71H186V69H185ZM193 71V73H195L197 70L195 69V71L194 70H192ZM200 71V70H199ZM209 71H211V70H209ZM241 71V72H240ZM256 71V72H257ZM258 71V72H259ZM31 72V71H30ZM39 72V71H38ZM49 72H50V70H49ZM77 72V71H76ZM154 72V71H153ZM162 72V71H161ZM172 72V71H171ZM178 72H179V70H178ZM178 72L176 73L177 75H179L178 74ZM190 72V71H189ZM202 72V71H201ZM200 72V73H201ZM233 73H234V70L232 71ZM243 72V73H242ZM3 73V72H2ZM26 73H25V75H26ZM43 73V72H42ZM68 74H69V69H68V72H67ZM72 73H75L74 71L72 72ZM71 73V75H73ZM98 73V72H97ZM135 73V72H134ZM137 73V72H136ZM165 73V72H164ZM163 73V74H164ZM184 73V72H180V75H182V74ZM186 73H187V71H186ZM185 73V74H186ZM192 73V74H193ZM199 72H198V74H200ZM209 73H212V71L211 72H208V74ZM214 73V72H213ZM245 73H247V75H249V78H251V79H249L248 78V76L245 74ZM77 74V73H76ZM118 74H119V72H118ZM117 74V75H118ZM154 74V73H153ZM168 74V73H167ZM173 74V73H172ZM176 74H174V75H176ZM184 74V75H185ZM190 74H191V72H190ZM196 74V73H195ZM194 74V75H195ZM206 74V73H205ZM204 75L203 73H202V75H204V76H208L209 77V75ZM225 74H226V76L228 77V79H230V81L229 80H227V82H226V79L224 80V76H225ZM244 74V75H243ZM263 74H264V72H263ZM30 75V74H29ZM36 75H38L37 73H36ZM43 75V74H42ZM111 75V74H110ZM129 75V74H128ZM142 75V74H141ZM194 75H190V76H192L193 78H195L194 80H195V82H197V80H196V78H198L199 79V77H198V75H196L197 77H194ZM202 75H200V78H205L204 76L202 77ZM215 75V74H214ZM230 75V76H229ZM234 75V74H233ZM254 76V77H251V76ZM262 75V74H261ZM24 76V75H23ZM45 75H43L42 77H44ZM47 76H48V74H47ZM47 76H45V77H47ZM55 76V75H54ZM95 76V75H94ZM115 77H116V75H114ZM118 76H120V75H118ZM151 76V75H150ZM168 76H169V74H168ZM223 76V77H222ZM225 76V77H226ZM20 74L19 73H13V71H12V69H9V70H7V72L6 73H4V74H1L0 73V84H2V85H5V86H8V87H12V89L13 88H17L19 85L18 84H20ZM49 77V76H48ZM56 77V76H55ZM97 77V76H96ZM100 77V76H99ZM123 77V76H122ZM129 77V76H128ZM128 77H127V79H128ZM130 77H132L131 75H130ZM170 77H172L171 75H170ZM175 77H178V76H174V77H172V79L173 78H175ZM181 77H183V76H181ZM191 77V78H192ZM210 77H212L211 76V74H210ZM214 77V76H213ZM220 77H221V79H220ZM232 77V78H231ZM246 77V78H245ZM259 77V78H258ZM36 78V77H35ZM52 78V77H51ZM69 78V77H68ZM111 78V77H110ZM120 78V77H119ZM136 78H137V75H136ZM135 78V80H137V79H142L141 78V76H139V78H137L136 79ZM159 78H161V77H159ZM164 78V77H163ZM184 78V77H183ZM188 78V77H187ZM186 78V79H187ZM192 78V79H193ZM248 78V79H247ZM24 79V78H23ZM22 79V80H23ZM37 79V78H36ZM42 78H40V80H41ZM44 79H46V78H44ZM49 79V78H48ZM56 79H57V77H56ZM112 79H114V78H112ZM146 79V78H145ZM158 79V78H157ZM180 79V78H179ZM178 79V80H179ZM192 79H190L191 81H193ZM206 79V78H205ZM213 79V78H212ZM233 79V80H232ZM247 79V80H246ZM263 79V80H262ZM25 80H28V81H30L31 80V76H28L27 75V79H25ZM32 80H34V79H32ZM39 80V79H38ZM70 80V79H69ZM81 80H84V78L83 79H81ZM95 80V79H94ZM121 80V82H122V79H120ZM119 80V81H120ZM124 80H126V78L124 79ZM129 80V79H128ZM161 80V79H160ZM170 80V79H169ZM168 80V81H169ZM182 80V79H181ZM180 80V81H181ZM187 80H189V79H187ZM186 80V81H187ZM203 80V79H202ZM244 80V81H243ZM249 80V81H248ZM260 80V81H259ZM27 81V82H28ZM36 81V80H35ZM44 81V80H43ZM45 81H48V80H45ZM54 81H56L55 79H54ZM90 81H92L91 79H90ZM96 81V80H95ZM99 81V80H98ZM111 81H113V80H111ZM165 80H163V82H164ZM177 81V80H176ZM185 81V80H184ZM184 81H182L180 84H182V85H184ZM185 81V84H188L187 82ZM204 81V80H203ZM208 81V80H207ZM225 82V84L223 83V82ZM243 81V82H242ZM26 82V81H25ZM26 82V83H27ZM33 82V81H32ZM39 82V81H38ZM37 82V83H38ZM41 82H42V80H41ZM49 82V81H48ZM52 82V81H51ZM127 82V81H126ZM160 82H162V81H160ZM159 82V83H160ZM170 82V81H169ZM172 82H173V80H172ZM194 82V81H193ZM192 82V83H193ZM194 82V83H195ZM201 82V81H200ZM29 84H30V82H28ZM53 84H54V82H52ZM119 83V82H118ZM128 83V82H127ZM150 83H151V81H150ZM158 83V84H159ZM166 83H167V80H166ZM166 83H165V86H166ZM174 83V82H173ZM177 83V82H176ZM193 83V84H194ZM204 83H205V81H204ZM203 82H202V84H204ZM208 83H210V82H208ZM32 84V83H31ZM30 84V85H31ZM43 84V83H42ZM46 84V83H45ZM91 84H92V82H91ZM94 84V83H93ZM107 84V83H106ZM131 84V83H130ZM145 84V83H144ZM142 85V87H148V86H145V85ZM147 84V83H146ZM148 84H149V82H148ZM155 84V83H154ZM191 84V83H190ZM190 84H189V86H190ZM197 84V83H196ZM202 84H201V86H202ZM207 84V83H206ZM212 84V82L210 83V85ZM214 84V83H213ZM38 85V84H37ZM80 85V84H79ZM119 85V84H118ZM141 85V84H140ZM152 85H153V82H152ZM156 85V84H155ZM169 85V84H168ZM182 85H179V88L182 86ZM199 85H200V83H199ZM260 85H262V84H260ZM28 87L29 85H25V87ZM32 86V85H31ZM43 86V85H42ZM53 86V85H52ZM92 86V85H91ZM104 86V85H103ZM115 86H116V84H115ZM121 86V85H120ZM135 86V88H136V86H137V84L136 85H134ZM176 86H178V85H176ZM188 86V87H189ZM206 86V85H205ZM24 87V89H27L28 90V88L26 87L25 88ZM35 87H36V85H35ZM86 87V86H85ZM89 87V86H88ZM106 87V86H105ZM125 87V86H124ZM149 87H151V86H149ZM148 87V88H149ZM154 87V86H153ZM158 87V86H157ZM162 87H163V83H162ZM183 88H184V86H182ZM203 88H204V86H202ZM207 87V86H206ZM213 87H214V85H213ZM212 87V88H213ZM39 88V87H38ZM37 88V90H39V89H41V88H39L38 89ZM55 88H56V86H55ZM54 88V89H55ZM74 88H75V86H74ZM87 88V87H86ZM117 88V87H116ZM120 88V87H119ZM126 88V87H125ZM155 88V87H154ZM169 88H171V89H169ZM177 88V87H176ZM185 88H186V86H185ZM190 88H192V89H194V87H190ZM189 88V89H190ZM196 88V87H195ZM199 88V90H201L202 89V91L201 92H203L204 90H203V88H200V86L198 87ZM209 88V87H208ZM216 88V87H215ZM261 88V87H260ZM264 88V87H263ZM24 89H22L23 91L22 92H24ZM29 89H30V87H29ZM32 89V88H31ZM43 89H45V87L43 88ZM47 89V88H46ZM52 89V90H51ZM50 90V93L53 91V88H51ZM121 89V88H120ZM130 89V88H129ZM133 89V88H132ZM139 89V87L137 88V90ZM157 89V88H156ZM159 89H161V88H159ZM165 89V88H164ZM168 89H169V91L170 90H174L175 89V85H172V86H168ZM189 89H187V91L189 90ZM192 89H190V90H192ZM207 89V88H206ZM211 89V88H210ZM239 89V90H238ZM258 89V88H257ZM256 88H255V90H257ZM21 90V89H20ZM49 90V89H48ZM89 90V89H88ZM106 90H108L107 88H106ZM122 90V89H121ZM141 90V89H140ZM142 90H144L143 88H142ZM153 90V89H152ZM152 90L150 91V93L152 92ZM182 90V89H181ZM184 90H186V89H183V92H184ZM196 90H198V89H196ZM196 90H194V91H196ZM198 90V91H199ZM228 90V91H227ZM241 90V91H242ZM252 90V89H251ZM17 91H19L18 89H17ZM41 91V90H40ZM93 91V90H92ZM104 91H105V89H104ZM114 91V90H113ZM154 91H155V89H154ZM186 91V92H187ZM193 91V92H194ZM210 91H212V90H209L208 91V93L210 92ZM215 91V90H214ZM249 91V90H248ZM29 92V91H28ZM46 92V91H45ZM54 92V91H53ZM55 92H57V91H55ZM84 92H86V90L84 91ZM115 92H117V91H115ZM127 92H129V91H127ZM134 92H136V91H134ZM140 92V91H139ZM148 92V90H146V93ZM191 93H192V95L194 94L192 91H190ZM189 92V93H190ZM205 93L207 92V90L206 91H204ZM202 93V94H205V93ZM231 92V91H230ZM244 92V91H243ZM73 93H74V91H73ZM77 93V92H76ZM76 93L75 94H73L75 97H76ZM93 93H94V91H93ZM97 93V92H96ZM106 93V92H105ZM124 93H126V92H124ZM145 94L146 96L148 95H150V93L149 94H146L145 92H141V94ZM154 93V92H153ZM159 93H162V91L160 92L159 91ZM171 93V92H170ZM182 93V92H181ZM188 93V94H189ZM208 93H206L205 95H207ZM218 93V92H217ZM235 93V92H234ZM248 93V92H247ZM25 94H28V93H26V91H25ZM31 94V93H30ZM36 94V93H35ZM47 94V93H46ZM52 94H55V93H52ZM83 94V93H82ZM88 94V93H87ZM87 94H85V95H87ZM90 94V93H89ZM107 94V93H106ZM136 94V93H135ZM141 94H139L140 96H139V98L141 97ZM156 94H158V93H156ZM165 94V93H164ZM166 94H167V91H166ZM187 94V95H188ZM197 94V93H196ZM201 94V93H200ZM232 95H233V93H231ZM239 94H241L240 92H239ZM246 94V93H245ZM244 94V95H245ZM3 95V94H2ZM1 95V93H0V101H2V99H3V96ZM17 95V94H16ZM51 95V94H50ZM71 96H72V94H70ZM79 95H80V93H79ZM98 95V94H97ZM120 95V94H119ZM144 95V96H145ZM168 95V94H167ZM171 95V94H170ZM182 95H184V93L182 94ZM186 95V96H187ZM195 95V94H194ZM193 95V96H194ZM210 95V94H209ZM212 95H214V94H212ZM221 95V94H220ZM22 95H20V97H21ZM28 96H30V95H28ZM54 96V95H53ZM84 96V95H83ZM82 96V97H83ZM91 96V94L89 95V97ZM94 96H95V93H94ZM114 96V95H113ZM116 96H118V95H116ZM136 96H138V94H136ZM145 96V97H146ZM172 96V95H171ZM189 96H191V95H189ZM188 96V97H189ZM192 96V97H193ZM202 96V95H201ZM208 96V95H207ZM216 96V95H215ZM222 96V95H221ZM227 96V95H226ZM226 96L223 98L222 97V99H225L226 98ZM230 96V95H229ZM236 96H238V95H236ZM240 96V95H239ZM23 97V96H22ZM61 97H62V95H61ZM65 97V96H64ZM96 97H98V96H96ZM95 97V98H96ZM143 97V96H142ZM167 97V96H166ZM203 97V96H202ZM211 97V96H210ZM213 97V96H212ZM246 97H248V95H246ZM246 97L244 96V98H245V100H247L246 99ZM26 98H27V96H26ZM48 98H50L51 99V101L53 102V100H52V97H49L48 96ZM55 98H56V96H55ZM81 98V97H80ZM85 98V97H84ZM83 98V99H84ZM114 98L115 97H113V100H114ZM118 98V97H117ZM117 98H115L116 100H117ZM181 98H182V96H181ZM216 98V97H215ZM239 98V97H238ZM249 98V97H248ZM25 99V98H24ZM57 99H59V98H57ZM61 99V101H63L62 99H64V98H60ZM90 99H92V98H90ZM90 99H88V100H90ZM185 100H188L187 98H184ZM196 99V98H195ZM194 99V100H195ZM208 99V98H207ZM219 99V98H218ZM240 99H242V98H240ZM6 100H7V97H6ZM29 100V99H28ZM49 100V99H48ZM80 100V99H79ZM85 100V99H84ZM119 100V99H118ZM181 100V99H180ZM183 100V99H182ZM191 98L188 100V102L190 103L189 105H187V107H188V109L186 108V109H184V111H182L181 112V114H183V112H184V114H190V118L188 119V121H186V119H187V116H185L186 117V119L184 120V121H186V123L184 124L183 123V125L185 126V128L187 127V128H193V130L194 129H198V127H196V126H200V127H202L203 125H205L207 122H209V120H211V119H213V118H216L217 116H219V115H221V113H220V111L217 109H213L212 111H210V109H209V111H208V109L206 110L205 108H202V107H199V106H196V105H193V104H191ZM193 99H192V103H193V101H194ZM216 100V99H215ZM236 100V99H235ZM238 100V99H237ZM243 100V99H242ZM56 101V100H55ZM54 101V102H55ZM64 101H66V100H64ZM69 101V100H68ZM76 101V100H75ZM85 101H87V100H85ZM112 101V100H111ZM137 101V100H136ZM167 102H168V100H166ZM173 101V100H172ZM196 101V100H195ZM210 100H207V102H209ZM239 101V100H238ZM114 102H116V104H117V102L118 101H114ZM112 103V105H114L115 103ZM121 102L123 103V100H121ZM129 102V101H128ZM205 102V104L207 103L206 101H204ZM213 102V101H212ZM19 103V102H18ZM21 103V102H20ZM62 103V102H61ZM69 103V102H68ZM126 103V102H125ZM125 103H123V104H125ZM166 103V102H165ZM176 103H177V101H176ZM200 103V102H199ZM214 104H215V102H213ZM238 103V102H237ZM242 103V102H241ZM246 103H248V105H250V103H249V101L248 102H246ZM262 103H264V102H262ZM23 104V103H22ZM28 104V103H27ZM64 104V103H63ZM66 105H67V103H65ZM70 104V103H69ZM130 105L132 104V101H131V103H129ZM168 104H170V103H168ZM180 104V103H179ZM184 104V103H183ZM195 104H198L197 102H195ZM200 104H203V103H200ZM209 104V103H208ZM243 104V103H242ZM253 104V103H252ZM259 104H261V103H259ZM17 105V103L14 105V106H16ZM19 105H21V104H19ZM47 105H49V104H47ZM65 105V106H66ZM173 104H171V106H172ZM204 105V104H203ZM216 105V104H215ZM248 105H247V108H248ZM69 106V105H68ZM115 106H117V108L120 106V104H117V105H115ZM114 106V107H115ZM166 106L168 107V105H167V103H166ZM165 106V107H166ZM206 106H208V108H209V105H206ZM210 106H212V107H215L214 105H211L210 104ZM244 106V105H243ZM257 106H259V105H257ZM262 106V109H261V107H259V109H260V111H261V113L260 114H263L264 115V109H263V105H261ZM13 107V106H12ZM60 107V106H59ZM70 107V106H69ZM68 107V108H69ZM113 107V108H114ZM169 107H170V105H169ZM178 107V106H177ZM181 107H182V105H181ZM184 107V106H183ZM204 107V106H203ZM212 107H210V108H212ZM240 107H242V106H240ZM245 107V106H244ZM14 108V107H13ZM52 108V107H51ZM53 108H55L54 106H53ZM56 108H57V106H56ZM179 108V107H178ZM178 108L176 109L177 111H179L178 110ZM250 108V107H249ZM252 108V107H251ZM256 108V107H255ZM16 109V108H15ZM14 109V110H15ZM18 109V108H17ZM39 109H40V107H39ZM38 109V110H39ZM60 109V108H59ZM63 109V108H62ZM64 109H65V107H64ZM166 109L167 108H165L164 109V111H166ZM170 109V108H169ZM253 109H254V107H253ZM252 109V110H253ZM13 110V111H14ZM53 110V109H52ZM224 110V109H223ZM227 110V109H226ZM242 110H243V108H242ZM256 110V109H255ZM263 110V111H262ZM18 111V110H17ZM41 111V110H40ZM54 111H55V113L56 114H59V113H57L56 112V110L54 109ZM67 111V110H66ZM86 111H88V110H86ZM170 111V110H169ZM169 111H167L165 114H164V112H163V114H162V116H166L167 115V113L169 112ZM234 111L235 112H237V109H234ZM240 112H241V110H239ZM244 111V110H243ZM248 111V110H247ZM247 111L245 110V112L247 113ZM257 111V110H256ZM259 111V110H258ZM257 111V112H258ZM229 112H231V111H229ZM239 112V113H240ZM263 112V113H262ZM16 113V112H15ZM22 113V112H21ZM51 113H54V112H51ZM62 113V112H61ZM60 113V114H61ZM72 113V112H71ZM71 113H68V115L69 114H71ZM81 113H83V111L81 112ZM84 113H85V111H84ZM88 113V112H87ZM225 113V112H224ZM20 114V113H19ZM59 114V115H60ZM79 115H80V113H78ZM86 114V113H85ZM85 114H82V117H84L83 115H85ZM179 114V113H178ZM188 114V115H189ZM228 114V113H227ZM230 114V113H229ZM242 114H243V112H242ZM255 114H256V112L254 113V116H255ZM9 115H10V109H7V108H4V107H1L0 108V118H8L9 117ZM51 115V114H50ZM53 115V114H52ZM58 115V116H59ZM76 115V114H75ZM170 115H171V113H170ZM240 115V114H239ZM259 115V114H258ZM262 115V116H263ZM23 116H32L33 118H38V113L37 112H35V111H32V112H28V113H23L22 114V117ZM58 116H57V118H58ZM69 116H71V115H69ZM73 116V115H72ZM71 116V117H72ZM89 116V115H88ZM150 116V115H149ZM169 115H167V117H168ZM223 116V115H222ZM222 116H220V117H222ZM227 116V115H226ZM225 116V117H226ZM238 116V115H237ZM242 116V115H241ZM245 116V115H244ZM254 116H252V117H254ZM50 117V116H49ZM70 117V118H71ZM78 116H76V117H73V120L75 121H73V120H71V123L69 122V125L71 124V126L73 127V126H75L76 124H77V118ZM144 117H146V116H144ZM150 117H152V115L150 116ZM157 117H159L160 118V116H156L155 115V118H157ZM166 117V119H164L163 120V118H162V120H163V122H159V121H152V120H147L146 121V119H144L145 121L144 122H142V123H139V124H141L140 125V127L142 126V129L144 130V131H149L150 130V135H152V130H153V132H156V131H158L159 132V134H160V137L162 136L164 139H169V140H176L177 139V136H178V134H179V132H178V134H177V130L179 131V129H177L178 127L177 126H179L178 124H179V122H180V120H178V118H176V117H168L167 118ZM180 117V116H179ZM182 117V116H181ZM184 117V116H183ZM183 117H182V121H183ZM184 117V118H185ZM224 117V116H223ZM228 117V119H231V117L230 116H227ZM226 117V118H227ZM258 117V116H257ZM59 118H61V117H59ZM64 118V117H63ZM75 118H77V119H75ZM79 118H80V116H79ZM127 118H128V116H127ZM130 118V117H129ZM149 118V117H148ZM158 118V119H159ZM219 118V117H218ZM218 118H217V121H222L221 119H219L218 120ZM235 118V117H234ZM239 118V117H238ZM238 118H237V121H238ZM242 118V117H241ZM262 118H264V117H262ZM262 118L261 119H259L260 121L262 120ZM51 119V118H50ZM52 119H54V115H53V117H52ZM130 119H132V118H130ZM151 119H153V117L151 118ZM224 119V118H223ZM227 119V120H228ZM243 119V118H242ZM254 119V118H253ZM21 120V119H20ZM19 120V121H20ZM46 120V119H45ZM44 120V121H45ZM47 120H48V118H47ZM67 120H69V118L67 119ZM81 120V119H80ZM132 120H134V119H132ZM140 120V119H139ZM155 120V119H154ZM232 120V119H231ZM234 120V119H233ZM250 120H251V118H250ZM257 120V119H256ZM259 120H257L258 121V123H259ZM22 121V120H21ZM23 121H24V119H23ZM48 121H51V120H48ZM135 121V123H137V121L136 120H134ZM246 121V120H245ZM249 121V120H248ZM247 121V123H249ZM254 121V120H253ZM257 121L255 122V124L257 123ZM66 122V121H65ZM72 122H73V124H72ZM79 122V121H78ZM81 123H82V121H80ZM122 122H124V124H125V126L126 125H128V128H130V125L132 124L131 123V121H129L128 119L127 120H125V121H122ZM121 122V123H122ZM227 122V121H226ZM229 122V121H228ZM231 122V121H230ZM239 122V121H238ZM254 122H252L251 121V123H254ZM76 123V124H75ZM120 123V124H121ZM236 123V122H235ZM257 123V124H258ZM263 123V125H264V119H263V122H261V124ZM48 124V123H47ZM46 124V125H47ZM65 124H67V123H65ZM79 124V123H78ZM123 124V125H124ZM180 124H182V123H180ZM211 124V123H210ZM229 124V123H228ZM232 125H233V123H231ZM230 124V125H231ZM250 124V123H249ZM260 124V125H261ZM81 125V124H80ZM123 125H121V127L123 126ZM133 125V124H132ZM138 124H136L135 126H137ZM234 125H236V124H234ZM239 125V124H238ZM237 125V126H238ZM259 125V124H258ZM134 126V127H135ZM206 126H207V124H206ZM210 126V125H209ZM208 126V127H209ZM228 125H226L225 126V129H226V131H227V127ZM242 126V125H241ZM241 126H239V127H241ZM67 127V126H66ZM118 127V126H117ZM119 127H120V125H119ZM124 127V126H123ZM127 127V126H126ZM133 127V128H134ZM180 127V126H179ZM183 127V126H182ZM181 127V128H182ZM194 127H196V128H194ZM199 127V128H200ZM231 127V126H230ZM259 127H261V126H259ZM68 128V127H67ZM75 128H77V127H75ZM203 128H205L206 129V127L204 126ZM256 128V126L253 128V126H252V130L253 129H255ZM258 128V127H257ZM32 129V128H31ZM31 129L29 128V131H31ZM117 129H119V128H117ZM125 129V128H124ZM138 129V131H139V128H137ZM137 129H136V131L135 132H137ZM235 129V128H234ZM233 129V130H234ZM68 130V129H67ZM69 130H70V128H69ZM77 130H79V129H77ZM116 130V129H115ZM135 130V129H134ZM207 130V129H206ZM238 129H235V131H237ZM258 129H256V131H257ZM261 130H262V128H261ZM29 131L28 132H26V133H29ZM71 131V130H70ZM69 131V132H70ZM75 131V130H74ZM126 131V130H125ZM187 131V130H186ZM190 131V130H189ZM192 131V130H191ZM232 131V129L230 130V132ZM259 131H260V128H259ZM262 131H264V130H262ZM57 132V131H56ZM76 132V131H75ZM124 131H116V132H112L113 134H114V139L112 140V141H110L111 143H107L106 145H104V147H102L103 148V150L101 151L104 155H108V154H110L111 152L113 153V151H115V150H119V149H122V148H125L127 151H128V154H129V156H126V157H128L129 158V160L131 161V162H133L134 160H137V159H139L142 155H144V154H142V151H144V149H147V150H145V151H148V149H150V151H152V147H153V144L152 143H150V142H147L148 140H146L145 139V137H144V139L146 140V141H138L137 140V136L138 135H141V134H137V136H136V133L135 132H133V130H131V132H129L128 131V133H126V134H124L123 133ZM141 132V131H140ZM193 132V131H192ZM195 132V131H194ZM193 132V133H194ZM202 133H203V129H202V131H201ZM204 132L206 133H204V134H202L204 137H206V135L208 134V133H210L209 131H205L204 130ZM229 132V133H230ZM234 132V131H233ZM232 132V133H233ZM261 132V131H260ZM25 133V132H24ZM30 133H33L32 131L30 132ZM29 133V134H30ZM35 134H36V132H34ZM54 133V132H53ZM72 133V132H71ZM138 133V132H137ZM196 133V132H195ZM200 133V132H199ZM221 133V132H220ZM237 133V132H236ZM253 133H257V132H253ZM259 133V132H258ZM52 134V133H51ZM57 134V133H56ZM55 134V135H56ZM143 134V133H142ZM189 134L190 133H188V139H189V137H191V136H189ZM196 134H198V130H197V133ZM234 134V133H233ZM233 134L231 135L232 137H233ZM263 135H264V132L262 133ZM34 135V134H33ZM153 135H154V133H153ZM158 135V134H157ZM157 135H154V136H157ZM227 135V134H226ZM226 135H224L223 134V138H225L226 139ZM31 136V134L29 135V137ZM56 136H59V135H56ZM55 136V137H56ZM61 136V135H60ZM143 136V135H142ZM142 136L140 137V139L142 138ZM196 136H198V135H196ZM200 136V135H199ZM211 136V135H210ZM221 136V135H220ZM229 136V135H228ZM35 137V136H34ZM49 137V139H48V141L47 140H40L39 139V141L38 142H41L42 144H48L49 146H51V148H61L60 147V145H61V143L59 142V140L58 139H54V140H52V138H50V136H48ZM62 137V136H61ZM152 137V136H151ZM159 137V138H160ZM161 137V138H162ZM183 137V136H182ZM184 137H186V136H184ZM200 137H202V136H200ZM207 137H209V136H207ZM218 137V136H217ZM216 137V138H217ZM110 138V137H109ZM139 138V137H138ZM179 138H180V136H179ZM203 138V137H202ZM216 138H214V139H216ZM152 139H154V137H152ZM158 139V137H156V140ZM182 139V138H181ZM184 139V138H183ZM187 139V138H186ZM187 139V140H188ZM198 139V138H197ZM205 139H207V138H205ZM208 139H211V138H208ZM207 139V140H208ZM62 140V139H61ZM159 140V139H158ZM180 140V139H179ZM199 140V139H198ZM207 140H205V141H207ZM212 140V139H211ZM264 140V139H263ZM32 141H35V142H33V143H37L36 142V139L35 140H32ZM107 141V140H106ZM149 141H150V139H149ZM155 141V140H154ZM160 141H161V139H160ZM167 143H168V141L167 140H165ZM182 142H184L183 140H181ZM188 141H190V139L188 140ZM205 141L203 140V139H201L200 138V140H199V142H198V144H203V143H205ZM218 141V140H217ZM217 141H216V143H217ZM223 141H226V140H223ZM222 140H221V143L223 142ZM107 142H109V141H107ZM152 142H153V140H152ZM158 142V141H157ZM156 142V144H158ZM165 142V143H166ZM176 142L178 143V140H176ZM186 142V141H185ZM184 142V143H185ZM197 142V141H196ZM195 142V143H196ZM19 144H22L23 143V145H24V143H26V145H27V142H18ZM106 143V142H105ZM171 143V142H170ZM170 143H168L169 145H170ZM206 143H208V142H206ZM219 143H220V141H219ZM159 144H160V142H159ZM161 144H164V143H162L161 142ZM174 144V143H173ZM179 145H181V143H178ZM178 144H177V147H179L178 146ZM209 144V143H208ZM213 144H215V142L213 143ZM16 145H17V143H16ZM15 145V146H16ZM23 145H21V146H23ZM38 145V144H37ZM103 145V144H102ZM167 145V144H166ZM174 145H176V144H174ZM188 145H190V144H188ZM187 145V146H188ZM207 145V144H206ZM215 145H217V144H215ZM262 145V144H261ZM21 146H19L18 148H20ZM36 146V145H35ZM34 146V147H35ZM41 146V145H40ZM46 146V145H45ZM168 146V145H167ZM186 145H185V147H187ZM210 146H211V144H210ZM28 147L30 148V146L28 145ZM165 147V146H164ZM181 147H183V145H181ZM193 147H195V146H193ZM197 147V146H196ZM264 147V146H263ZM21 148H23V147H21ZM153 148H155V144H154V147ZM162 148H163V146H162ZM166 148V147H165ZM168 148V147H167ZM172 148V147H171ZM191 148V147H190ZM212 148V147H211ZM66 149V148H65ZM69 149V148H68ZM160 149V148H159ZM170 149V148H169ZM178 149V148H177ZM176 149V150H177ZM184 149V148H183ZM188 149H189V147H188ZM263 149V148H262ZM24 150V149H23ZM69 150H71V149H69ZM166 150V149H165ZM174 150V147L172 148V151ZM175 150V151H176ZM191 150V149H190ZM214 150H216L215 149V147H214ZM28 151H30V149H28ZM54 151H56V150H54ZM74 150H71V152H73ZM160 151L161 150H156V153H150V157H149V160H152V159H160V158H158L159 157V155L160 156H162L163 157V155H164V153L161 155L160 154ZM168 151H170V150H168L167 149V152H166V155L168 154ZM179 151H181V150H179ZM179 151H177V153L179 152ZM188 151V150H187ZM211 153H210V155L213 153L214 154V151H211V150H209ZM262 151V150H261ZM260 151V152H261ZM263 151H264V149H263ZM70 152V151H69ZM100 152V151H99ZM155 152V151H154ZM162 152H164V151H162ZM185 152H186V150H185ZM87 153V152H86ZM122 153V152H121ZM125 153H127V152H125ZM143 153H145V152H143ZM147 153L148 152H146V155H147ZM170 153V152H169ZM173 153V155H174V152H172ZM264 152H262V154H263ZM24 154V153H23ZM69 154V153H68ZM74 154V153H73ZM88 154V153H87ZM95 154V153H94ZM96 154H98V153H96ZM171 154V153H170ZM179 154H181V153H179ZM70 155V154H69ZM72 155V154H71ZM165 155V157L167 158V156H169V154L166 156ZM182 155V154H181ZM219 155V154H218ZM72 156H75V155H72ZM90 156H91V154H90ZM98 156H99V154H98ZM145 156V155H144ZM171 156H172V154H171ZM176 156H177V154H176ZM185 157H187V156H185ZM214 157H216L217 158V156H214ZM213 157V158H214ZM104 158H106V156L104 157ZM147 158V157H146ZM169 158V157H168ZM172 158V157H171ZM175 158V157H174ZM174 158H173V160H174ZM78 159V158H77ZM107 159V158H106ZM145 159V158H144ZM144 159H142V160H144ZM148 159V158H147ZM164 159V158H163ZM180 159V158H179ZM226 159V158H225ZM264 159V158H263ZM128 160V159H127ZM140 160V159H139ZM141 160V161H142ZM181 160H183V159H181ZM187 160V159H186ZM228 160V159H227ZM71 161V160H70ZM73 161V160H72ZM74 161H75V158H74ZM169 161H170V158H169ZM209 161V160H208ZM222 161H223V159H222ZM143 162V161H142ZM146 162V161H145ZM145 162L144 163H142V164H145ZM156 162H158V160L156 161ZM155 162V163H156ZM235 162V161H234ZM148 163H150V162H148ZM208 163V162H207ZM206 163V164H207ZM53 164V163H52ZM134 164H135V162H134ZM136 164L138 165V163L136 162ZM136 164H135V168L137 167L136 166ZM158 163H156V165H157ZM126 165V164H125ZM129 165V164H128ZM131 165H132V163H131ZM141 165V164H140ZM147 165V164H146ZM149 165V164H148ZM147 165V166H148ZM156 165H154V168H155V166ZM47 166H49V165H47ZM46 166V167H47ZM134 166V165H133ZM132 166V167H133ZM153 166V165H152ZM162 166V165H161ZM165 166V165H164ZM199 166V165H198ZM201 166H202V164H201ZM208 165H206V167H207ZM107 167V166H106ZM139 167H141V166H139ZM142 167H145V165H143ZM151 167V166H150ZM150 167L148 166V168L146 167V171L147 172H151V171H149V170H151L150 169ZM159 167V166H158ZM49 168V167H48ZM157 168V167H156ZM156 168L154 169L155 171H156ZM163 168V167H162ZM165 169L167 168V167H164ZM198 168V167H197ZM199 168H201L202 169V167H200L199 166ZM222 168V167H221ZM148 169V170H147ZM161 169V168H160ZM201 169H200V171H201ZM205 169V168H204ZM43 170V169H42ZM53 170L55 171V169L53 168ZM94 170V169H93ZM96 170H97V168H96ZM102 170V169H101ZM108 170H109V168H108ZM142 170H143V168H142ZM141 170V171H142ZM144 170V171H145ZM206 170V169H205ZM204 170V171H205ZM45 171V170H44ZM105 171V170H104ZM134 171V170H133ZM144 171H142V172H144ZM160 171H162L163 172V170H160ZM199 171V170H198ZM222 171V170H221ZM47 172H49V170L47 171ZM50 172H52V171H50ZM94 172V171H93ZM102 172V171H101ZM136 172V171H135ZM134 172V173H135ZM140 172V171H139ZM139 172H138V176H139ZM202 172V171H201ZM42 173H43V171H42ZM42 173L40 174V175H42ZM96 173H98V172H96ZM96 173H95V175L94 176H96L97 177V175H96ZM103 173V172H102ZM106 172H104V174H105ZM151 173H155V172H151ZM44 174V173H43ZM49 174V173H48ZM47 174V175H48ZM103 174V175H104ZM142 174V173H141ZM143 174H145V173H143ZM142 174V175H143ZM156 174H157V172H156ZM160 174H162V173H160ZM165 173H163V175H164ZM199 174V173H198ZM202 174H203V172H202ZM222 174V173H221ZM46 175V176H47ZM92 175V174H91ZM99 175V174H98ZM135 176L137 175L136 173L134 174ZM151 175H153V174H151ZM163 175L161 176V177H163ZM200 175V174H199ZM102 176V175H101ZM149 176V175H148ZM198 176V175H197ZM203 178H202V180L204 179V176L203 175H201ZM223 176V175H222ZM225 176V175H224ZM224 176H223V178H224ZM44 177V176H43ZM93 177V176H92ZM105 177V179H106V176H104ZM143 177L144 178H146L145 177V175H143ZM157 177H158V174H157ZM91 178V177H90ZM140 178H142V177H140ZM151 178V177H150ZM149 178V179H150ZM153 178H155L154 176H153ZM152 178V179H153ZM159 178V177H158ZM165 178V177H164ZM189 178V177H188ZM187 178V179H188ZM192 178H193V176H192ZM192 178H190V180L192 179ZM200 178V177H199ZM206 178V177H205ZM105 179H103V180H105ZM129 179V178H128ZM133 179V178H132ZM143 179V178H142ZM141 179V180H142ZM157 179V178H156ZM162 179V178H161ZM160 179V180H161ZM194 179V178H193ZM198 179V178H197ZM220 179V178H219ZM222 179V178H221ZM94 181V178L93 179H91V181ZM108 180V179H107ZM124 180V179H123ZM127 180V179H126ZM135 180V179H134ZM137 180V179H136ZM136 180H135V182L134 183H136ZM140 180V179H139ZM139 180H138V182H139ZM155 180V179H154ZM189 180V179H188ZM196 180V179H195ZM206 180V179H205ZM204 180V181H205ZM89 181V180H88ZM125 181V180H124ZM142 181H144V180H142ZM152 181V180H151ZM162 181H164V179L162 180ZM196 181H199V180H196ZM200 181H201V179H200ZM199 181V182H200ZM223 181H224V179H223ZM98 182H99V180H98ZM102 182V181H101ZM105 182V181H104ZM146 182V181H145ZM155 182H156V180H155ZM157 182H159V179H158V181ZM210 182L211 181H209V185H210ZM218 182H221L220 180L218 181ZM107 183V182H106ZM141 183V182H140ZM151 183V182H150ZM153 183V182H152ZM162 183H164V182H162ZM191 183V182H190ZM198 183V182H197ZM217 183V182H216ZM216 183H215V185H216ZM225 183V182H224ZM94 184V183H93ZM109 183H107V185H108ZM130 184V183H129ZM128 184V185H129ZM146 184V183H145ZM148 184V183H147ZM155 184V183H154ZM156 184H158V183H156ZM155 184V185H156ZM219 184V183H218ZM101 185H102V183H101ZM116 185V184H115ZM122 185H123V183H122ZM121 185V186H122ZM133 185H135V184H133ZM193 185V184H192ZM194 185H196V183H194ZM198 185V184H197ZM208 185V186H209ZM213 186H214V184H212ZM222 185H224V184H222ZM225 185H227V184H225ZM234 185V184H233ZM232 185V186H233ZM236 185H238V184H236ZM255 185V184H254ZM90 186V185H89ZM96 186V184L94 185V187ZM99 186H100V184H99ZM112 186V185H111ZM151 186H152V184H151ZM101 187V186H100ZM103 187H104V185H103ZM116 188L115 189H117V185L115 186ZM119 187V186H118ZM123 187L125 188V185H123ZM128 187V186H127ZM136 187L138 188V185H136ZM142 187V192H147V191H150V190H148V188H150L151 189V187H148L147 188V185H144V186H141ZM207 187V186H206ZM212 187V186H211ZM96 188H98V186L96 187ZM121 188V187H120ZM194 188H197V190L195 191V193H197V195H199L200 196V194L202 195L203 194V192H204V186H202L201 185V183H199V185H198V187L197 186H195ZM235 188H237L236 186H235ZM255 188V187H254ZM104 189V188H103ZM108 190H109V187L107 188ZM111 189V188H110ZM113 189V188H112ZM111 189V190H112ZM122 189V188H121ZM126 189V188H125ZM124 189V190H125ZM141 189V188H140ZM152 189H153V186H152ZM151 189V190H152ZM98 190H99V188H98ZM100 190H101V188H100ZM128 190V189H127ZM138 190V189H137ZM173 190H174V188H173ZM176 190V189H175ZM225 190V189H224ZM229 190V189H228ZM234 190V189H233ZM238 191H239V189H237ZM105 191H106V188H105ZM104 191V192H105ZM120 191V190H119ZM194 191V190H193ZM192 191V192H193ZM223 191V187H212V190H211V194H216V193H218V192H222ZM256 191V190H255ZM93 192V191H92ZM111 192V191H110ZM117 192V191H116ZM124 192V191H123ZM123 192H122V194H123ZM129 192V191H128ZM127 192V193H128ZM100 193V192H99ZM113 194H114V192H112ZM112 193H109V194H107V195H112ZM118 193V192H117ZM116 193V195H118ZM125 193V192H124ZM140 194H142L141 192H139ZM139 193H137V194H139ZM148 193V192H147ZM171 193H173V192H171ZM176 193H177V191H176ZM180 193L181 192H179V193H177V194H179L180 195ZM186 193V192H185ZM191 193V192H190ZM148 194H150V193H148ZM173 194H175V193H173ZM173 194H171V196L173 195ZM184 194V193H183ZM183 194H182V197H183ZM224 194V193H223ZM193 195V194H192ZM191 195V196H192ZM104 196H105V193H104ZM114 196H115V194H114ZM119 196V195H118ZM127 196H128V194H127ZM126 196V197H127ZM140 196V195H139ZM184 196H186V195H184ZM216 196H218V195H216ZM106 197V196H105ZM110 197V196H109ZM121 197V196H120ZM125 197V196H124ZM142 197V196H141ZM177 197H179V196H177ZM185 198V197H184ZM199 198V197H198ZM171 199V198H170ZM172 199H175L174 201H176V198L175 197H173ZM171 199V200H172ZM179 199V198H178ZM187 200V199H186ZM196 201V200H195ZM218 201V200H217ZM222 201V200H221ZM210 202V201H209ZM220 202V201H219ZM88 203V202H87ZM178 203H180V204H182V202H180V201H178ZM187 203V202H186ZM221 203V202H220ZM223 203V202H222ZM185 204V203H184ZM188 204H189V202H188ZM214 204H216L215 202H214ZM224 204V203H223ZM194 205H195V202H194ZM216 205H218V204H216ZM185 206V205H184ZM180 207H182L181 205H180ZM186 207H191V206H186ZM214 207V206H213ZM230 207V206H229ZM147 208H149V207H147ZM151 208V207H150ZM150 208L149 209H146V210H150ZM175 208V207H174ZM174 208H172V209H174ZM177 208V207H176ZM196 208V207H195ZM218 208H220V207H218ZM88 209V208H87ZM154 209V208H153ZM153 209H151L154 213H155V209H157V208H155L154 210ZM164 209H166V208H164ZM193 208H191V210H192ZM200 209V208H199ZM198 209V210H199ZM77 210V209H76ZM144 210V209H143ZM221 210V209H220ZM87 211V210H86ZM169 212L168 210H165V212ZM179 210H178V208H177V212H178ZM222 211V210H221ZM73 212V211H72ZM77 212H78V210H77ZM96 212V211H95ZM94 212V213H95ZM193 212V211H192ZM195 213H194V215H192V216H194L193 218H191L190 220H191V222L193 221L192 219H195V221H199V220H201L200 219V216L202 215L201 213H199V211H194ZM205 212V211H204ZM219 212V211H218ZM226 212H227V210H226ZM71 213V212H70ZM89 213V212H88ZM138 213H141V211L140 212H138ZM147 213V212H146ZM163 214H164V211L162 212ZM220 213V212H219ZM228 214H229V212H227ZM81 213H74L73 212V215L69 218V221H67L66 220V218H65V220L67 221V224L65 225L66 226V228L67 229H71V230H73V228L74 227H76V224H77V222L79 223V220H82L81 218L82 217H84V216H82V215H84V214H82V215H80ZM90 214V213H89ZM99 214V213H98ZM151 214V213H150ZM157 214H158V211H157ZM191 214V212H190V210L188 211L186 208L185 209H180V211L177 213V216L178 215H180V216H183V219H185L186 218V216H188V215H190ZM201 214V215H200ZM204 215H205V213H203ZM222 214V213H221ZM220 214V215H221ZM94 215V214H93ZM148 215V214H147ZM153 215V214H152ZM152 215H150L149 216V218H152ZM167 215H168V213H167ZM171 215V214H170ZM219 215V214H218ZM69 216H70V214H69ZM91 216H92V214H91ZM161 216V215H160ZM160 216H158V217H160ZM176 216V215H175ZM222 216V215H221ZM224 216H225V214H224ZM87 217V216H86ZM154 217H156V215H154ZM166 217V216H165ZM169 217V216H168ZM170 217H172L173 218V215L172 216H170ZM169 217V218H170ZM185 217V218H184ZM204 217V216H203ZM89 218V217H88ZM149 218H147L146 217V219L148 220V223H149V221H153V220H149ZM188 218V217H187ZM202 218V217H201ZM84 219H86V218H84ZM157 219V218H156ZM162 219V218H161ZM167 219V218H166ZM203 219V218H202ZM63 220V219H62ZM61 220V221H62ZM88 220V219H87ZM136 220V219H135ZM134 220V221H135ZM163 220H164V218H163ZM182 220V219H181ZM216 220V219H215ZM221 220H222V218H221ZM60 221V222H61ZM86 221V220H85ZM155 221V220H154ZM186 221H188V220H186ZM225 221H226V219H225ZM224 220L223 221H221V222H225ZM63 222V221H62ZM65 222V221H64ZM83 222V221H82ZM82 222H80V223H82ZM137 222V221H136ZM145 222V221H144ZM156 222H157V220H156ZM160 222H163V221H160ZM54 223H56V222H54ZM58 223V222H57ZM133 223V222H132ZM139 223V222H138ZM138 223H136V224H138ZM142 223V222H141ZM141 223H139L140 225H141ZM158 223V222H157ZM51 224H53V223H51ZM60 224V223H59ZM144 224V223H143ZM150 225H152V226H154V224H156V223H154V224H152V222L151 223H149ZM148 224V225H149ZM195 224V223H194ZM218 224V223H217ZM64 225V224H63ZM132 224H130L129 226H131ZM157 225V224H156ZM199 225V224H198ZM49 226V225H48ZM53 226V225H52ZM56 226V225H55ZM54 226V227H55ZM142 226V225H141ZM160 226L162 227V225H159L158 227L160 228ZM165 227H166V225H164ZM62 227H64V226H62ZM126 227V226H125ZM124 227V228H125ZM133 227V226H132ZM144 227V226H143ZM155 227V226H154ZM45 228H47V226L45 227ZM49 228V227H48ZM57 228V227H56ZM56 228H54V229H52V233L53 232H55V231H59V230H61L60 229V226H58V228H57V230H56ZM139 227H137V229H138ZM146 228H147V226H146ZM148 228H150V227H148ZM156 228V227H155ZM168 228V227H167ZM63 229V228H62ZM67 229H65V230H67ZM74 229H77V228H74ZM109 229H111V228H109ZM113 229V228H112ZM143 229H145V228H143ZM151 229H153L152 227H151ZM41 230V229H40ZM48 230H50L51 231V229H45V230H41V232H40V234L38 233V235H37V237L35 236V243H37V244H41V245H43V243L45 242V240H46V237H47V233H48ZM129 230V229H128ZM141 230V229H140ZM155 232H152V235H150L149 237H148V233H146L147 234V237L148 238H146L144 241H143V248H142V246H137V245H135V246H137V247H139L138 249H135V251L138 253V255L142 258V254H145L146 253V255H147V249H148V247H152V244H154V249H155V244L157 245L156 246V249H155V253H156V255H155V253H154V255L155 256H153V257H156L157 259H156V263L155 264H162V262H161V259H162V256H160V254H159V252L161 253V251L159 250L160 248H157L158 247V242L157 241H160L159 239H162L161 240V242L163 241V240H165V238H169L168 239V241L171 239V238H174V237H172V235H171V232H166L165 231V229L164 230H162V229H160V230H155V229H153ZM49 231V232H50ZM114 230H112V232H113ZM126 231V230H125ZM150 231V230H149ZM148 231V232H149ZM170 231H171V228H170ZM173 232H174V230H172ZM70 232V231H69ZM72 232V231H71ZM105 232H109V231H105ZM111 232V233H112ZM115 232V231H114ZM113 232V233H114ZM151 232V231H150ZM176 232V231H175ZM175 232L173 233V234H175ZM260 232V231H259ZM73 233V232H72ZM253 233V232H252ZM256 233V232H255ZM49 234V233H48ZM71 234V233H70ZM75 234V233H74ZM77 234V233H76ZM115 234V233H114ZM146 234L144 233V236H143V239H144V237L146 236ZM258 234V233H257ZM77 235H79V234H77ZM18 236H20V235H18ZM18 236H16L17 238H18ZM25 236V235H24ZM75 236V235H74ZM73 236V237H74ZM108 236V235H107ZM178 236V235H177ZM253 236V235H252ZM261 236V235H260ZM27 237H28V235H27ZM31 237H32V235H30V238H29V240L31 239ZM33 237H34V235H33ZM60 237H62V236H60ZM109 237H111L110 236V234H109V236H108V238ZM115 237V236H114ZM113 237V238H114ZM258 237V236H257ZM256 237V238H257ZM15 238V237H14ZM14 238H11V239H14ZM16 238V240H17V242H20V243H24V241L26 240V239H28V238H24L22 235L17 239ZM62 238H64V237H62ZM61 238V239H62ZM103 238V237H102ZM108 238H106V239H108ZM112 238V237H111ZM117 238V237H116ZM119 238V237H118ZM142 238V237H141ZM260 238V237H259ZM57 239H59L58 237L57 238H55V240L53 239V241H56ZM66 239V238H65ZM68 239V238H67ZM110 239V238H109ZM108 239V240H109ZM121 239V238H120ZM241 239V238H240ZM249 239H250V236H249ZM252 239V238H251ZM258 239V238H257ZM256 239V240H257ZM33 240V239H32ZM49 240L50 241H52V238H49ZM62 240H64V239H62ZM108 240H105V241H107L108 242ZM122 240V239H121ZM157 240V241H156ZM244 241H242V240H237L236 242H235V248L237 249V250H241V249H243V247L244 248H246V250L245 249H243L244 251H248L249 249H250V252L252 253V256L254 257L255 256V254H253L254 252L255 253H258V252H260L261 253V249H259V251H258V248H260V247H257V248H255V249H257V251H255L254 250V247L253 248H249L248 249V244L250 245V243H246L245 242V238L243 239ZM254 240V239H253ZM255 240V243L256 242H258V240L256 241ZM10 241V240H9ZM13 241V240H12ZM34 241V240H33ZM32 241V242H33ZM47 241H48V239H47ZM66 241H68V240H66ZM142 241V240H141ZM166 241V240H165ZM164 241V242H165ZM173 241V240H172ZM177 241V240H176ZM26 242V241H25ZM57 242V241H56ZM98 242V241H97ZM97 242H96V244H97ZM100 242H102V244H103V239L100 241ZM140 242V241H139ZM163 242V243H164ZM170 242V241H169ZM182 242V241H181ZM251 242V241H250ZM254 242V241H253ZM14 243H15V241H14ZM13 243V245H15ZM27 243V242H26ZM29 243V242H28ZM48 243H50L49 241H48ZM55 243V242H54ZM63 243V242H62ZM68 243V242H67ZM106 242H104V244H105ZM108 243H111V244H113V246H114V248H113V250H112V248H111V250H109L108 248H106L105 247V245L103 244V245H99V244H101V243H99L98 244V249H99V251H100V253H99V255L101 254V255H103L104 253H106V252H111V254L114 256V258H116V260L119 262H121V259H122V261H125L126 260V258H130L131 256V253L133 254V252L134 251H132L133 249H131V248H127V246H125V248H127V249H123L124 248V246H120V245H123V244H120V243H118V241L117 240H109V242ZM141 243V242H140ZM259 243V242H258ZM9 244V243H8ZM10 244H12V243H10ZM47 244V243H46ZM51 244H53L52 242H51ZM93 244V243H92ZM133 244V243H132ZM131 244V245H132ZM151 244V245H150ZM162 244V243H161ZM171 244V243H170ZM24 245V244H23ZM36 245V244H35ZM45 245V244H44ZM59 245H60V243H59ZM63 245H65V244H63ZM62 245V246H63ZM134 245V244H133ZM150 245V246H149ZM164 245V244H163ZM174 245V244H173ZM173 245H171V249H174L173 247ZM6 246H7V244H6ZM10 246V245H9ZM16 246H17V248H16ZM16 246H10V248H15L14 250H15V253H17V252H19V251H21L20 249H18V244L16 245ZM22 245H20L19 247H21ZM57 246V245H56ZM93 246H95V244L93 245ZM104 246V247H103ZM166 246V245H165ZM255 246V245H254ZM258 246H259V244H258ZM8 247V246H7ZM6 247V248H7ZM43 247V246H42ZM41 247V248H42ZM46 247H48L50 250H47V251H51V248L50 247H52L53 248V246L51 245L50 246V244L48 245V246H46ZM55 247V246H54ZM97 247V246H96ZM110 247V246H109ZM121 247H123V248H121ZM145 247H147V248H145ZM164 248V246H162L161 245V248ZM22 248H25V245L22 247ZM21 248V249H22ZM40 248V246H39V249H41ZM47 248V249H48ZM62 248V247H61ZM88 248V250H89V246L87 247ZM92 248V247H91ZM95 248V247H94ZM142 248V249H141ZM149 248V249H150ZM167 248V247H166ZM175 248H177V247H175ZM212 248H214V247H212ZM220 248V247H219ZM219 248H217V249H219ZM222 248H224V247H222ZM45 249V251H46V248H44ZM43 249V250H44ZM54 249V248H53ZM59 249V248H58ZM93 249V248H92ZM92 249H90L89 251L91 252L90 254H87L88 252H87V250H85L84 252L86 253V254H84V255H82V256H84V262H86L87 260L86 259H90V262H96L95 260H98V258H99V256H98V258H96V257H94L93 259H94V261L91 259L92 257H91V254H92V251L94 252V249L92 250ZM97 248H96V250H98ZM141 249V250H140ZM169 249V248H168ZM23 250V249H22ZM25 250V249H24ZM95 250V251H96ZM138 250V251H137ZM152 250H153V248H152ZM157 250V251H156ZM167 250V249H166ZM175 250V249H174ZM215 250V249H214ZM239 250V251H240ZM243 250H241V251H243ZM3 251V250H2ZM40 251V250H39ZM38 251V252H39ZM143 251H145V252H143ZM149 251V250H148ZM170 252H172V250H169ZM168 251V252H169ZM224 251V250H223ZM9 252H11V251H9ZM9 252H8V254H9ZM25 252V251H24ZM23 252V253H24ZM83 252V251H82ZM83 252V253H84ZM103 252V253H102ZM135 252V253H136ZM140 252V253H139ZM167 252V253H168ZM169 252V253H170ZM212 252H214V251H212ZM249 252V253H250ZM2 253H5L4 251L2 252ZM2 253H0V254H2ZM21 253V252H20ZM152 253L153 252H151V255H149L148 254V256H152ZM166 252L163 254L164 255V260H165V255L167 254ZM260 253H259V255H260ZM33 254V253H32ZM32 254H30V255H32ZM81 254V253H80ZM98 254V253H97ZM141 254V255H140ZM162 254V253H161ZM10 255V254H9ZM18 255H19V253H18ZM17 255V256H18ZM137 255V254H136ZM145 255V256H146ZM179 255V254H178ZM40 256H42V255H40ZM39 256V258L41 259L42 257H40ZM105 256V255H104ZM130 256V257H129ZM145 256H143V257H145ZM167 256V255H166ZM140 257H136L135 256V260L137 259V258H140ZM160 257H161V259H160ZM170 257V260L168 259V262L166 263V261H167V258H166V261H163V263L165 262L166 264H175L176 262H179V260L177 261V256L175 257L174 255H173V253L169 256ZM182 257V256H181ZM12 258V257H11ZM18 258H19V256H18ZM17 258V259H18ZM33 258V257H32ZM86 258V259H85ZM121 258V259H120ZM133 258V257H132ZM2 260H3V258H1ZM7 259H8V257H7ZM38 259V258H37ZM80 259H82V257L80 258ZM124 259V260H123ZM182 259V258H181ZM187 259V258H186ZM4 260H5V258H4ZM3 260V263L5 262L6 264H8V263H10V262H6V260L4 261ZM86 260V261H85ZM92 260V261H91ZM115 260V261H116ZM141 260H143V258L142 259H140V262H141ZM163 260V259H162ZM257 260V259H256ZM264 260V259H263ZM23 260H21V262H22ZM132 261H134V260H132ZM131 261V262H132ZM136 261H138V260H136ZM81 262V261H80ZM89 261H88V263L89 264H91ZM117 262V263H118ZM128 262H129V260H128ZM139 262V261H138ZM4 263V264H5ZM16 263H18V262H16ZM79 263V262H78ZM126 263V262H125ZM144 263V262H143ZM183 263V262H182ZM256 263V262H255ZM264 263V262H263ZM15 264V263H14ZM23 264V263H22ZM81 264H82V262H81ZM85 264H87V263H85ZM96 264H97V262H96ZM122 264H124V263H122ZM129 264V263H128ZM131 264V263H130ZM149 264V263H148ZM261 264V263H260Z\"/></svg>", "mask_w": 264, "mask_h": 264}]
</instances>
